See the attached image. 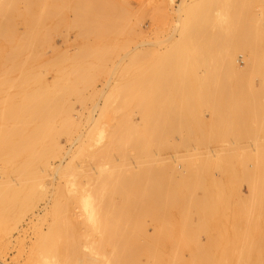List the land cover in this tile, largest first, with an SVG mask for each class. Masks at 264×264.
<instances>
[{"label":"bare ground","instance_id":"bare-ground-1","mask_svg":"<svg viewBox=\"0 0 264 264\" xmlns=\"http://www.w3.org/2000/svg\"><path fill=\"white\" fill-rule=\"evenodd\" d=\"M53 1H55L54 2V4L56 3L57 4V2H58V0H57V2H56V0H51V2H53ZM105 2L106 3V1H107V3H108V1L109 0H59V3H60V5H58V8L57 7H55V5L53 4V3H47V2H45V0H0V40L2 39L5 43L4 44H6V43H8L7 45H8V47H7V52L6 51H4L3 50V47L2 48H0V70L2 69L3 71L5 70L6 71V68H8V70H11L12 71V69H15V68H18V69H20L21 70V68H22V70L26 67V70L24 71V72H22L21 73V78L22 79H20V78H18V80L20 81H18L19 82V84L20 85H22V84H25L26 86L25 87H27V91H24V90H26L25 89V87H23L24 89H23V91H24V93L25 92H27V94L26 95H28L27 97L28 98H26V100H24V102H23V100L22 99H24L23 97H21V99H18L19 101L21 100L22 102L20 103L19 101H17V103H19V104H16V101H11L10 99H12L11 97H20V95L19 94H17L18 96H16V95H14V93H11L12 95L10 96V95H8L7 97H8V101H10L9 103H10V105L12 104V103H14L15 102V105H13L12 104V106H11V108H10V105L9 106H7V109H11V111H10V114H9V112H7L6 110H5V107H1V108H4L3 109V111L5 110V112L7 113V114H9V116H11V118H10V122H12L11 123V127H6L5 126V128H7V130L5 129V130H3L4 129V126H2L3 127V133H2V130H1V132L0 133H2V135H5L6 133H9L8 135H6V137L8 138V136L10 137H12V139H10V138H8V142L7 141H5V146H6V148L10 145V147H8V148H10V150H9V152H8V154L11 152V155L12 156H10V154H9V156H8V158L10 159V157L11 158H13L14 160L16 159V158H18V157H20V156H22L23 158H22V162L20 161V165H16L14 168H13V170H12V174L14 173L16 176H18V178H19V182H20V186L22 187V188H20V189H15V187L13 188V186H11V184L9 183V181L8 180H2V177H1V180H2V183H0L1 185H0V239L5 235V233H6V231H7V228L9 227V225H11V224H13V223H15L16 221H17V216L18 215H20L19 213L20 212H22L23 210H24V208H26V207H28L29 205H30V203L33 201V199L34 198H39L40 196H41V193H42V191H41V193L40 192H38L37 191V188H39V186L38 185H40V187H42L43 188V182L45 181V175L44 174H41L40 172L42 171H46V168H47V165L49 164V159L51 158V157H54V156H56V154L57 153H59V151H60V148H59V146H58V142H57V140H59V139H57V137L58 136H60V135H62V134H65V135H69V133H70V131H71V126H72V123L73 122H69V121H67L68 120V118H69V114H67L68 113V108H69V110L71 109L70 108V106H68V104L66 105V106H64V102L61 104V105H59L58 104V102H57V96H56V93L58 92H60L59 91V89L60 90H64V91H66L65 90V88L67 89V86L65 87L63 84H65V83H62L61 82V84H62V86H61V88L59 87V88H57L58 89V91H56V88H54L53 86L55 85V84H57L58 82H57V79H58V81H60V75L58 76V74H57V76H58V78L57 79H55L56 80V83H55V80L53 81V83H55V84H53V89H55V91L54 90H48V88L47 87H45L44 85H42L41 83L43 82L42 80L44 79H42V75H40L39 73H34L33 72V69L31 68V66L29 65V63H31V61H33L31 58V51H32V49L34 48V47H36V49L38 48L37 46L38 45H40V43L42 44L43 43V41H42V38L41 37H45V38H47L48 37V35H50V31L48 32L47 30L48 29H50V28H47V22H46V20L48 21V19H49V21H52L55 17H53V14L56 16L58 13V15H62L63 16V7L64 8H66V6H68L69 7V9L71 10V11H73L75 14L73 15V14H71V15H73L72 17H74L75 15V17H74V20L73 21H70L69 22V24H68V21L66 22V20L65 21H63V23L65 24V22H66V24L64 25L63 24V26H66L67 24L68 25H70L71 24V22L72 23H74L73 24V26H77L76 28H78V26H81L82 28V30L80 31L81 33H83V34H85V33H87L88 32V30L91 28V32L89 33L88 32V34L90 35H92V33L94 34V36H95V39L96 40H98V43H92V45L91 44H89L90 45V47L88 46V44L87 45H84L83 44V46H84V49H83V47H82V50H80L79 51V53H78V55H77V57H74V56H76V55H70V56H72V57H74V58H72V57H70V56H68V57H66L65 55L66 54H64V56H61V54L60 53H64V52H59V57L57 56L58 54H56L55 55V58H56V56L58 57V58H60V60H58V61H60L61 62V64L64 62V64L67 62V60H65V58L66 59H68L69 60V58H72V59H70V61L72 60V63H70V64H67L68 66L69 65H71L72 66V68H71V72L73 73L74 72V74H76V75H74V77H72L73 79L75 78V76L77 77V80L80 78H82L83 79V77H80V75L79 74H82V73H84L85 71H87L86 72V75H84V74H82V75H84L85 76V78H90V80H92L93 79V74L95 73L93 70L95 69L94 67H97V65L99 66V64H100V62L102 61L103 62V64H104V62H106V61H108L109 62V58L112 56V54L114 53V50L115 49H117L118 47H116L115 45H117V42H116V39H115V41H113V39L114 38H116V34H118V35H120V34H124V35H128L129 36V34H130V32H131V30H132V28L134 29V27L132 26V25H130V23L131 22H129L130 20H129V18H128V16L130 17V15H128L127 16V14H126V12H125V9H124V11L122 10V4L125 2H122V0H121V2H122V4H119L118 5V7L120 8V6H121V10L119 9V11L117 10V6H116V3H115V1H114V3H115V7L113 8V9H111L112 7H110V9L112 10V12L110 11V9H109V7H108V9H107V7H106V5L105 4H103V3H101V2ZM112 1V4L111 3H109V5H113V0H111ZM219 2H222L221 0H218ZM227 0H223V2L225 3ZM238 1V0H237ZM236 1V2H237ZM240 1V0H239ZM250 1V0H249ZM248 1V2H249ZM251 1H253V0H251ZM250 1V2H251ZM261 1V0H260ZM262 1H264V0H262ZM48 2H50V0H48ZM110 2V1H109ZM193 2V1H192ZM219 2H217L216 0H195L194 1V3L193 4H191L190 2H187V3H190V4H187L186 2H185V0L182 2V5L181 6H178L179 8L181 7L182 8V10L185 12L183 15H185V16H183V17H181L182 19L181 20H178L177 21V18L179 19V16L181 15H179L178 17H176V24H175V26H173L174 28L172 29L173 31L170 33L171 35H167V36H169V37H167V39H166V37H165V39H163V40H167V42H165V44H163L165 47L167 46L168 48H165L162 52H160L159 51V47H158V45L157 44H152V45H150V46H147V47H144V48H140V49H137V50H134V51H129L128 50V52L126 53V54H128L127 56L128 57H130L129 59H127V60H131V58L132 59H134V60H137V62H138V58H140L139 60L140 61H142L141 60V58H147V56H152V57H150L149 59H151V58H153L154 60L151 62V60H150V62L151 63H153V62H155V61H160L161 62V60L163 61L164 59L165 60H168V61H170L171 63H173V64H171L170 66V68H171V70L172 71H174V70H176L175 72H178L179 71V73H180V70H182L184 67L186 68H188V69H191V70H195V69H198V68H196V67H194L195 65L194 64H197L195 61H197V59H198V57L199 56H201V55H207L208 57L210 56V58H211V55L210 54H212L213 56L212 57H214V51L215 50H217L218 51V46L217 45H219L218 44V42L220 43V40H218L219 39V37H220V39L222 38V40L224 41H222L221 43V45H223V46H221L222 47V49H224V50H221V48L219 49V51H223L222 53L221 52H217L218 54H220L219 56L221 57V58H223V59H229L228 60V63H231V65L229 64V67H230V71L232 72V70L234 71H236V69L238 68H236V69H234V67H233V60H234V54L236 53V54H238L237 52H235L234 53V51H236L237 49H238V47H239V44L240 43H237L238 41H236V40H239V39H241V36H238V32H239V30H237L236 28H235V25H234V21H235V23L237 22L238 23V21H236V19L238 18V11H237V6H236V4H235V0H232V1H230V0H228L227 2H228V4H227V7H228V12L227 13H225L224 11H222V12H224L225 13V15L227 16V18H226V16L225 15H223L224 13H221V11L220 10H223L224 8L223 7H225V6H223L222 8L223 9H217V10H215V11H217L218 12V10H219V12H220V15L222 14L224 17H221L220 15H219V18L218 19H220L221 18V20H223L222 22H224V19H222V18H225V19H227L226 20V23L224 24V23H222V22H219V20L217 19V17L218 16H216V15H211V9L213 8V10H214V8H215V6H217L218 4L217 3H219ZM226 2V3H227ZM140 3V2H139ZM217 5H216V4ZM238 3V2H237ZM239 3H241V2H239ZM244 3H245V0H244ZM253 3V2H252ZM257 3H259L258 2V0H257ZM262 3V2H261ZM49 4H53V5H51V6H54V12H56L57 14H55L54 12H52L51 13V11H49L52 7H50V9L48 10V8L49 7H47ZM219 4H221V3H219ZM255 4H256V2H255ZM56 5V6H57ZM127 5V4H126ZM129 5V4H128ZM262 5V4H261ZM18 6V10H16V7ZM50 6V5H49ZM183 6V7H182ZM240 6V5H239ZM242 6V5H241ZM245 6V5H244ZM59 7H61V10H59L60 8ZM67 7V8H68ZM73 8V10L71 9V8ZM131 7H133V6H131ZM262 7V6H261ZM10 8V9H9ZM22 8V9H21ZM55 8H57L56 9V11H55ZM116 8V9H115ZM127 8H129V7H127ZM138 8H140L139 6H138ZM242 8V7H241ZM253 8V7H252ZM262 8H264V7H262ZM53 9V8H52ZM130 9V8H129ZM136 9V8H135ZM141 9V8H140ZM258 9H259V7H258ZM113 10H116L117 12H113ZM131 10H133V9H131ZM137 10V9H136ZM158 10V9H157ZM161 10V9H160ZM178 10V9H177ZM181 10V11H182ZM213 10H212V12H213ZM246 10V9H245ZM245 10H244V13H245ZM58 11H60V12H58ZM66 11V10H65ZM68 11V10H67ZM126 11H127V13H129V11L126 9ZM138 11V10H137ZM181 11H177V12H181ZM214 11V12H215ZM240 11V10H239ZM256 11V10H255ZM259 11V10H258ZM62 12V14H60ZM135 12V11H134ZM145 12V11H144ZM216 12V13H217ZM69 13V12H68ZM141 14H139V15H143L142 14V12H140ZM148 13V12H147ZM156 14H158L159 13V11H156L155 12ZM165 13V12H164ZM163 13V14H164ZM252 13H254V10L252 11ZM130 14V13H129ZM131 14H132V12H131ZM166 14V13H165ZM260 14H261V11L259 12V17H260ZM14 15L16 16V15H18L19 17L20 16H22V18H23V23H24V25H25V29L24 28H22V29H24L25 30V34L21 37V38H15V33H14V30L15 29H13V28H15V24H14ZM135 15V13L132 15V16H134ZM146 15V14H145ZM167 15V14H166ZM178 15V14H177ZM242 15V14H241ZM241 15H240V17H241ZM247 15V14H246ZM249 15V14H248ZM256 15H257V13H256ZM255 15V16H256ZM245 16V15H244ZM244 16H242V18L244 17ZM251 16V15H250ZM17 17V16H16ZM60 18H61V16H59ZM59 17L57 16L56 18H57V21L56 22H58V21H60V20H58L59 19ZM65 17V16H64ZM137 17H139V16H137ZM213 17H216L215 18V22H214V20H213ZM252 17V16H251ZM257 17V16H256ZM68 18V17H67ZM245 18H247V17H245ZM262 18H264V15H262L261 16V19ZM52 19V20H51ZM72 19V18H71ZM140 19V18H139ZM216 19H217V21L219 22V23H217L216 22ZM250 19V18H249ZM252 19V18H251ZM63 20V19H62ZM62 20L60 21V22H62ZM257 20V19H256ZM260 20V19H259ZM258 20V21H259ZM262 20H264V19H262ZM242 21V20H241ZM246 21V20H245ZM261 21V20H260ZM56 22H54L55 24H56ZM136 22H138V19H137V21ZM240 22V21H239ZM22 23V24H23ZM59 23V22H58ZM56 24L55 26L56 27H54V28H57V25H58V27H59V25H61V24ZM76 23V24H75ZM215 23H217L218 25L221 23V24H223V25H221V27L223 26L224 27V25H226L224 28H222V29H224V30H226V33L224 34V33H222V35L221 36H217V37H214L213 35L216 33V35H217V32H222V31H217V30H215L214 31V29H209L210 31H212L214 34L213 35H211L212 34V32L211 33H209V31L208 32H206V30H208V27H210V26H212V25H214ZM247 23V22H246ZM45 24H46V28H45ZM49 24V23H48ZM239 24V23H238ZM242 24V23H241ZM252 24V23H251ZM260 22L257 24V27H259L260 25ZM66 26V28L67 27H69V26ZM240 25V24H239ZM239 25H238V27H239ZM250 25V24H249ZM259 25V26H258ZM52 26V25H51ZM135 26V25H134ZM241 26V25H240ZM253 26V25H252ZM261 26H264V25H261ZM260 26V27H261ZM70 27H71V25H70ZM86 27H88V30H86L87 28ZM250 27V26H249ZM254 27V26H253ZM53 28V27H52ZM62 28H65V27H62ZM61 28V29H62ZM84 28V29H83ZM193 28H196L194 31H196V32H194V31H192V32H194V33H192L191 34V32H190V30H192ZM207 28V29H206ZM252 28V27H251ZM255 28V27H254ZM261 28H264V27H261ZM47 29V30H46ZM70 29V28H69ZM243 29H245V27L243 28ZM249 29V28H248ZM255 29H257V28H255ZM44 30V32L46 33V31H47V33H46V35L44 34H42V33H44V32H42ZM52 30V29H51ZM55 30V29H54ZM78 30V29H77ZM83 30L85 31V32H83ZM198 30V31H197ZM236 30H237V33H236ZM247 30V29H246ZM56 31V30H55ZM66 31H67V29H66ZM66 31H64V33L66 32ZM78 31V32H79ZM217 31V32H216ZM249 31V30H248ZM250 31H251V29H250ZM253 31V30H252ZM16 32V31H15ZM52 32V31H51ZM63 32V31H62ZM242 32L243 31H241V34H242ZM254 32V37H253V41L257 44L256 46L258 47V44H260V43H264V29H258V30H254L253 31ZM252 32V33H253ZM56 33V32H55ZM61 33V32H60ZM175 33V34H174ZM246 33V32H245ZM16 34H17V32H16ZM52 34V33H51ZM53 34H54V32H53ZM59 34V33H58ZM67 34V33H66ZM76 34V33H75ZM80 34V33H79ZM83 34H80V35H82L83 36ZM133 34H136L135 32L133 33ZM221 33H219V35H220ZM224 34V35H223ZM236 34H237V36H238V38L239 39H237V37H236ZM21 35V34H20ZM63 35V34H62ZM87 35V34H86ZM111 35H114V38L112 39V41L114 42V43H116L115 45L114 44H112V45H106V44H108L109 43V40L112 38L111 37ZM117 35V36H118ZM215 35V36H216ZM18 36V35H17ZM50 36H52V35H50ZM50 36H49V39H50ZM94 36H92V38L94 37ZM134 36V35H133ZM133 36H131L130 35V37H131V39H132V37ZM253 36V35H252ZM85 37H87V39H88V36H85ZM111 37V38H110ZM120 37V36H119ZM126 38H127V36H125ZM129 37V38H130ZM245 37H246V34H245ZM249 37V36H248ZM67 38V37H66ZM108 38H109V40H108ZM124 38V37H123ZM128 38V40H131V39H129ZM164 38V37H163ZM215 38H218V39H216L217 40V43H216V40H215ZM250 38V37H249ZM120 39V38H119ZM206 39V40H205ZM42 42H41V41ZM47 40V39H46ZM82 40V39H81ZM104 41V40H108V43L107 42H103V43H101V41ZM127 39L126 40H124V43H120V46H121V44L124 46V44H125V46L124 47H126V42L128 41ZM162 40V41H163ZM195 40V41H194ZM242 40H245V38L244 39H242ZM249 40V39H248ZM248 40H246L247 42H248ZM2 41V42H3ZM40 41V42H39ZM48 41V40H47ZM88 41H90L89 39H88ZM86 42V43H89V42ZM132 41H133V39H132ZM132 41H131V43H132ZM160 41V40H159ZM252 41V42H253ZM46 42V41H45ZM111 42V41H110ZM112 42V43H113ZM48 42H46V44H47ZM82 43V42H81ZM85 43V44H86ZM128 43V42H127ZM156 43H158V41L156 42ZM251 43V42H250ZM0 44H2V43H0ZM38 44V45H37ZM45 44V45H46ZM110 44V43H109ZM242 44V43H241ZM248 44V43H247ZM3 45V44H2ZM6 45V46H7ZM37 45V46H36ZM43 45H44V43H43ZM43 45H40V47L42 48V46ZM82 45V44H81ZM114 45V46H113ZM243 46H244V44H242ZM253 45H255V44H253ZM109 46V48L106 50V48ZM163 46V47H164ZM220 46V45H219ZM243 46H241V48L243 47ZM247 46V45H246ZM261 46H264V45H261ZM111 47H114L113 48V50H112V48ZM116 47V48H115ZM129 47V46H128ZM254 47V46H253ZM260 47V46H259ZM110 48H111V50L113 51L112 52V54H110V53H107L108 55H110V57H108V59L105 57V55H106V52L109 50L110 51ZM122 48V47H121ZM130 48V47H129ZM250 48H252L251 47V45H250ZM249 48V49H250ZM28 49V53H27V50ZM31 49V50H30ZM36 49L34 48L33 50L34 51H36ZM125 49V48H124ZM124 49L122 50V49H120L119 48V50H122L123 52H124ZM248 49V48H247ZM26 51V53L29 55V56H27V54H25V57L27 56V58H24V61H20V60H22L23 58H22V51ZM73 50V49H72ZM118 50V49H117ZM117 50H116V54L118 53L117 52ZM243 50H244V48H243ZM255 50V49H254ZM257 50V49H256ZM259 50H264V47H261V49L259 48ZM258 50V51H259ZM2 51H4V52H6V53H4V52H2ZM238 51V50H237ZM250 51V50H249ZM37 52V51H36ZM35 52V53H36ZM203 52L205 53V54H203ZM246 52V51H245ZM251 52H252V50H251ZM25 53V52H24ZM38 53V52H37ZM40 53V52H39ZM58 53V52H57ZM120 53V52H119ZM216 53V51H215V55L217 54ZM262 53H264V51H262ZM20 54H21V56H20ZM242 54V53H241ZM246 54H248L247 52H246ZM254 54L256 55V53H255V51H254ZM24 55V54H23ZM39 55V54H38ZM113 55H115V54H113ZM118 55V54H117ZM117 55H115V57L117 56ZM243 55V54H242ZM250 55V53L247 55V56H249ZM255 55H253V53H252V56L254 57ZM18 56H20V60L18 61H16V57H18ZM32 56H33V59H34V57H35V59L36 58H38V57H36L35 55H33L32 54ZM120 56V55H119ZM251 56V57H252ZM257 56V55H256ZM89 57V59H87ZM105 57V58H104ZM113 57V56H112ZM124 57H125V55H124ZM127 57V58H128ZM197 57V59L195 60V58ZM219 57V58H220ZM54 58V59H55ZM193 58H194V60H193ZM201 58V57H200ZM205 58V57H204ZM203 57L201 58V61H202V59H204ZM207 58V57H206ZM204 59L203 61L204 62H207L208 63V60H209V58H207V59ZM220 58V59H221ZM17 59H19V58H17ZM41 59V58H40ZM104 59H105V61H104ZM111 59V58H110ZM192 59V60H191ZM217 59V58H216ZM220 59H218V60H220ZM246 59H248V58H246ZM2 60H4V61H2ZM5 60H7V67L4 65L5 64ZM51 60V59H50ZM57 60L55 59V61L53 60V62H54V66H55V63L57 62ZM64 60V61H63ZM120 60H121V58H120ZM119 60V61H120ZM146 61L148 60V59H145ZM189 60V61H188ZM207 60V61H206ZM213 60V59H212ZM214 60H215V58H214ZM241 60V59H240ZM66 61V62H65ZM89 61V62H88ZM132 61V60H131ZM139 61V62H140ZM146 61L144 62L145 64H143V65H146L145 66V68L146 69H148V67H150L151 65H153V64H151V63H146ZM149 61V60H148ZM186 61H188L189 63H187ZM198 63H200L201 64V61H200V59H198ZM202 61V62H203ZM227 61V60H226ZM259 61H261V60H259ZM49 61H47L46 62V64L48 63ZM51 62V61H50ZM49 62V63H50ZM53 62H51V63H53ZM101 62V63H102ZM113 62V61H112ZM118 62V61H117ZM192 62H194V63H192ZM203 62V63H204ZM220 62H221V60H220ZM225 62V61H224ZM235 62V61H234ZM246 61L244 60V63H245ZM4 63V64H3ZM22 63H24V64H27L28 63V68H27V65L25 66L24 64H22ZM93 64V65H95L94 67H93V65L91 66V64ZM119 63V62H118ZM126 63V62H125ZM142 63H143V61L141 62V64L140 65H142ZM159 62H157L156 64L157 65H155V68H159L158 66H160L159 64H158ZM185 63H187L185 66L183 65V64H185ZM190 63H191V65H190ZM210 63H212L210 60H209V64ZM255 63V62H254ZM260 63V62H259ZM2 64L6 67H4V66H2ZM44 64H45V62H44ZM64 64H62L61 66H60V63H56V65H57V67H59V71H58V69L56 70V68H55V72L57 73H62V71H64L65 69L64 68H66L65 67V65ZM111 64V63H110ZM128 64V63H127ZM138 64L139 63H137V66H138ZM190 65V66H192V67H188L187 65ZM205 65H206V63H204ZM221 64H223V63H221ZM247 64V62L245 63V65ZM256 64V63H255ZM258 64V63H257ZM256 64V65H257ZM260 64H262V63H260ZM21 65H24V68H23V66H20ZM38 65H40V64H37L36 66H37V68H39L38 67ZM53 65H51V67H53L54 68V66ZM59 65V66H58ZM64 65V66H63ZM122 65V64H121ZM125 65V64H124ZM123 65V66H124ZM148 65V66H147ZM150 65V66H149ZM181 65H183V67L181 66ZM203 65V64H202ZM215 65V64H214ZM249 65V64H248ZM252 64H250V66H251ZM1 66L2 67H4V68H1ZM35 66V65H34ZM43 66V65H42ZM46 67H47V65H45ZM113 66H115V65H113ZM174 66V67H173ZM197 66V65H196ZM200 65H198L197 67H199ZM208 66V65H207ZM255 66V65H254ZM33 67V66H32ZM60 67H62V68H60ZM92 67H93V70H92V72H93V74L92 73H88V70H90V69H92ZM124 67H126V66H124ZM140 67V66H139ZM165 67H167L168 68V66H165ZM195 69H194V68ZM209 67H210V65H209ZM219 65H218V69H219ZM232 67V68H231ZM32 69V71H31V69ZM48 68V67H47ZM69 68V69H70ZM103 67H98V69H102ZM109 68V67H108ZM111 68H115V67H111ZM142 68H143V66L141 67V68H139V70L140 71H142L143 73H140V74H138V75H140V78H141V80L142 81H139L140 83V85H138V86H136V84H134L135 86H133V85H130V86H133V88L131 89V91H133V90H138L139 89V87H141V86H143V87H146V86H144V85H147L146 83L145 84H141V83H143L144 82V80L143 79H146L147 77H149V76H151L149 79L150 80H152V79H154V78H156V81H150L149 82V84L151 83V82H153L152 83V85H149V87H148V85H147V87H148V89H146V91L144 90V92H146L147 93V91H149V88H153L154 89V86L156 85V83H157V81L159 80V84H160V82H162V81H160V80H162V76H161V74L159 73V72H161L160 71V69H159V72H157V73H155V71L154 72H151L153 69L155 70V68L154 67H151V69L149 68V70H151L149 73H152V74H154V77L152 76V74H149V75H147L148 74V71L146 70V69H144L145 71H143L142 70ZM216 68V67H215ZM262 68V67H261ZM17 69V70H18ZM41 69V67L39 68V70ZM110 69V68H109ZM124 69V68H123ZM203 69V68H202ZM208 69V68H207ZM211 69H212V67H211ZM229 69V68H228ZM257 69V68H256ZM7 70V73L8 72H10V71H8ZM38 70V71H39ZM49 70V69H48ZM82 70L84 71V72H82ZM139 70L136 68V71H137V73H139ZM163 70V69H162ZM185 70H186V72H185ZM216 70V69H215ZM222 70V68L220 69V71ZM237 70H239V68L237 69ZM247 70H249V69H247ZM253 70H255V68L253 69ZM258 70V69H257ZM37 71V72H38ZM44 71H45V69H44ZM54 71V70H53ZM112 71V70H111ZM118 71V70H117ZM171 71V72H172ZM197 71V70H196ZM219 71V72H220ZM225 72H226V70H224ZM239 71H243V70H239ZM250 71V70H249ZM252 71V70H251ZM13 72V71H12ZM15 72V71H14ZM13 72V73H14ZM36 72V71H35ZM40 72H42V71H40ZM67 72V73H66ZM66 72H63V73H66L67 75L69 74V75H71L70 73H69V71L67 70ZM76 72V73H75ZM80 72V73H79ZM82 72V73H81ZM101 72V71H100ZM106 72H108L107 70H106ZM114 72V71H113ZM126 72H128V71H126ZM145 72H147V74L145 73ZM181 72H183V73H181V74H184V73H186V74H189L188 73V70L187 69H184L183 71H181ZM194 72V71H193ZM201 72V71H200ZM199 72V73H200ZM207 72V71H206ZM215 72V71H214ZM247 72V71H246ZM252 72H256V70L255 71H252ZM11 73V72H10ZM10 73H8V74H10ZM45 73V72H44ZM61 74V76L64 78L65 76H63V75H65V74ZM92 77H90L88 74ZM120 73V72H119ZM125 73V72H124ZM198 73V74H199ZM204 73V72H203ZM203 73L201 74V76L203 75ZM208 73V72H207ZM210 73H213V72H210ZM216 73V72H215ZM223 73V72H222ZM234 73V72H233ZM238 73V72H237ZM243 73V72H242ZM0 74H1V72H0ZM19 74V73H18ZM111 74H112V72H111ZM126 74V73H125ZM143 74H146V75H143ZM186 74H184V75H180V74H178V73H171V76H179L180 75V77L181 76H183V77H181V79L182 78H185L187 81L186 82H184L185 80H183V82H182V80L180 79V81L178 80V76H177V82H176V80H175V83H173V81L174 80H171V79H173V78H176V77H171V81H172V87L173 88H171L172 90L171 91H174V92H178L177 93V95H181V96H177V98H178V100H177V102L179 101H181L182 102V104H184V105H180V106H182V108L179 106V104L181 103H179V104H177V102L175 101L176 99H175V97H174V99H173V96H174V94H171L172 92L171 91H169L168 89L170 88V81H168L169 79H165L166 81H168L167 83H168V85L169 86H158L159 84H157L155 87H159V89L161 88L162 89V93H161V95L163 96V94H164V96L166 95L167 96V94H165V92L167 91V93H170L169 95H171V96H165L166 98H167V100H169L168 102L166 101H164L165 103H169L170 102V97H171V99H173L172 101H174V102H176V103H174V102H170L171 103V106L173 105V104H176L175 106H176V108H177V110H176V112L177 111H180L179 109H178V107L177 106H179V108L180 109H185V108H187V109H193L194 110V108H196V107H192V103H191V101L189 102V101H187V100H185V98L184 97H182L183 95L182 94H180L179 92H181V93H183V92H185V93H188V94H186L187 96L188 95H190V96H188L189 97V100L190 99H193L192 98V93H193V90H192V93H189V90H190V88H189V90H186V89H188L186 86H187V84L186 83H189V79H188V77H186V76H188V75H186ZM199 74V75H200ZM217 74H218V71H217ZM213 75V74H210V75H213V77L214 78H216L217 76H219V79H220V74H218V75ZM230 74V73H229ZM234 74H236V73H234ZM238 74H240V73H238ZM244 74V73H243ZM251 74V73H250ZM249 74V75H250ZM253 74V73H252ZM260 74H261V72H260ZM66 75V76H67ZM78 75H79V78H78ZM81 75V76H82ZM93 75V76H92ZM196 75V74H195ZM194 75V77H196ZM204 75H206V74H204ZM228 75V74H227ZM230 75H232V74H230ZM248 75V76H249ZM255 75V74H254ZM262 75H264V74H262ZM4 74L2 73V75L0 76V77H2V79H4ZM12 76V75H11ZM87 76V77H86ZM109 76H110V74H109ZM113 76V75H112ZM145 77V78H143L142 79V77ZM158 76H160L159 77V79H157V77ZM208 76V75H207ZM222 76H224L223 74H222ZM222 76H221V79H222ZM237 76V75H236ZM239 76V75H238ZM241 76V75H240ZM247 76V77H248ZM257 76V75H256ZM61 77V78H62ZM69 76H67L66 78H68ZM204 77V76H203ZM203 77L201 78V81L203 80V82L205 81V79H206V77H205V79H203ZM225 77V76H224ZM223 77V78H224ZM244 77H245V75H244ZM250 77V76H249ZM255 77V76H254ZM262 78H264V76H261ZM8 78H12V77H8ZM7 77H6V80L4 81V80H2L1 78H0V86L1 85H4L3 83L5 82H7V81H9L10 83H11V85H13V83L10 81V79H8ZM108 78V77H107ZM125 78V77H124ZM124 78H123V80H124ZM161 78V79H160ZM169 78V77H168ZM210 78V76L208 77V79ZM214 78H213V81H215L216 83H217V81H218V77L214 80ZM228 78V77H227ZM230 78V77H229ZM238 78H240V81H241V77H238ZM253 78V77H252ZM70 78H68V81H70V85L72 86V89L75 87L76 88V85H78V84H80L81 83V85L83 84V82H79V83H76V81H74L75 83H73V84H71V82H73V80L71 81V80H69ZM76 79V78H75ZM129 79V78H128ZM133 79V78H132ZM199 80V78H198V76H197V78H195V80ZM221 79H220V81H221ZM11 80H13V78L11 79ZM83 80H85V79H83ZM140 80V79H139ZM222 80H224V79H222ZM228 80H230V79H227V81ZM233 80H235V79H233ZM242 80H244V79H242ZM245 80H246V78H245ZM61 81H64V80H61ZM80 81V80H79ZM82 81V80H81ZM87 81V83H88V80H86ZM93 81V80H92ZM125 81V80H124ZM128 81V80H127ZM145 81H148L147 79L145 80ZM220 81H218V83L220 82ZM225 81V80H224ZM237 81V80H236ZM8 82V83H9ZM91 82V81H90ZM88 83L86 86L88 87L91 83ZM95 82V81H94ZM129 82V81H128ZM127 82V83H128ZM131 82V81H130ZM129 82V83H130ZM134 82V81H133ZM179 82L181 83V84H179ZM203 82H201L200 83V80H199V84L198 85H202V83ZM205 82H208V83H210L207 79H206V81ZM215 82H214V85H215ZM244 82V81H243ZM247 82V81H246ZM132 83V82H131ZM183 83H185V84H183ZM217 83V84H218ZM224 83H226L225 84V86L226 85H228V84H230V83H228V82H224ZM241 83V82H240ZM248 83H250V81L248 82ZM248 83H247V85H248ZM253 83V82H252ZM261 83V82H260ZM14 84H16V82L14 83ZM32 84V86H30ZM38 84H40V85H42V86H44L45 88H42V86L41 87H38L39 85ZM75 84V85H74ZM117 84H119V83H117ZM123 84H125V83H123ZM122 84V85H123ZM175 86H174V85ZM185 85V86H183V85ZM205 84V83H204ZM204 84L202 85V87H204ZM212 84V85H211ZM211 84H205V86L207 85H210V87H211V89H213L214 88V86H213V82H211ZM223 83L221 82V84L219 83V85H220V89L222 88L221 87V85H222ZM237 86V88L236 87H232V86H230L231 88H233L232 90H236V93L238 92V91H240V90H238L239 89V86L241 85V84H239L238 85V83H235ZM235 84H233V85H235ZM242 84H244V83H242ZM19 85V86H20ZM38 85V86H37ZM84 84H83V86H85ZM121 85V86H122ZM126 85V84H125ZM122 86V87H126V86ZM160 85H162V84H160ZM177 85V86H176ZM189 85V84H188ZM197 85V86H198ZM219 85H217L218 87H219ZM231 85V84H230ZM251 85V84H250ZM8 86V85H7ZM70 86V87H71ZM116 86V85H115ZM119 86V85H118ZM120 86V87H121ZM130 86L129 87H127V88H129L130 89ZM153 86V87H152ZM183 86V88L181 89L180 87H182ZM194 86V85H193ZM199 86V87H200ZM213 86V87H212ZM224 86V84H223V87H225ZM242 86V85H241ZM246 86V85H245ZM259 86V85H258ZM18 87V86H17ZM21 87V86H20ZM65 87V88H64ZM119 87V88H120ZM121 87V88H122ZM134 87H137V89H135ZM143 87H141L142 89H139V91L141 92V90H142V93H144L143 92ZM167 88L166 90H163V89H165V88ZM186 87V88H185ZM198 87V89H200V90H202L203 88L202 87H200L199 88ZM209 87V86H208ZM209 87V88H210ZM218 87L217 88H215V89H213V91L215 92V90L216 89H218ZM229 87V89L231 90V88ZM42 88V89H41ZM51 87H49V89H50ZM73 89V91H72V93L74 92V91H76V89ZM81 88V87H80ZM123 88V91L125 90L126 92L129 90H126V89H124ZM176 90H175V89ZM180 88V89H179ZM228 88V86L227 87H225V88H222V92H223V89H226V90H229V89H227ZM236 88V89H235ZM257 88V87H256ZM259 88V87H258ZM261 88V87H260ZM0 89H2V87L0 88ZM19 89V91H22V90H20V89H22V88H18ZM52 89V88H51ZM85 89H86V87H85ZM153 89H151V90H153ZM177 89H179V91H177ZM197 89V90H198ZM205 89V88H204ZM203 89V90H204ZM211 89L208 91V89H205V93H206V96L209 94H207V91L208 92H210L211 91ZM241 90H242V87L240 88ZM243 89H245V88H243ZM2 90H4V89H2ZM120 91H121V95H123L122 93V89H119ZM150 90V91H151ZM182 90H185V91H183L182 92ZM207 90V91H206ZM248 90V89H247ZM250 90V89H249ZM1 91V90H0ZM78 92H74L75 93V96H76V93H78L77 94V97L81 94V93H79V92H81V91H79V90H77ZM95 91V90H94ZM120 91H118V92H120ZM124 91V92H125ZM163 91H165V92H163ZM187 91V92H186ZM191 91V90H190ZM213 91H211V92H213ZM258 91L259 92H261L259 89H258ZM4 93L6 92L5 90L3 91ZM54 92V93H53ZM83 92V91H82ZM125 92V93H126ZM136 92V91H135ZM152 92V91H151ZM151 92H149V93H151ZM200 94H201V92L200 91H198ZM211 92H210V94H211ZM224 92H226L225 90H224ZM233 92V91H232ZM231 91L229 92L228 91V93H232ZM241 93H243L242 91H240ZM245 93L247 92V91H244ZM254 92V91H253ZM253 92H251L252 94H253ZM262 92H264V91H262ZM261 92V93H262ZM63 93V96L61 95V97H60V100H61V98H62V101H64V92L63 91H61V93L60 94H62ZM67 93V96H69V95H71L72 93H69V92H66ZM73 93V94H74ZM85 93V92H84ZM91 93V92H90ZM114 93H115V91H114ZM128 93H130V91H128ZM132 93V92H131ZM131 93H130V97H128V98H126V99H128V101L125 99V97H127V96H129V94L128 95H125V97L124 98H121V95L119 96V94H118V96L120 97V101H121V99H122V102H125V101H127L128 103H130V101L132 100H130L129 98H133L132 96L134 95L135 96V93L134 94H132V96H131ZM142 93H140V94H142ZM175 93V94H176ZM195 93V92H194ZM194 93H193V95H194ZM203 93H204V91H203ZM204 93V94H205ZM215 93H221L220 92V90H219V92H215ZM227 92H226V94H228ZM244 93V95H246ZM247 93H250V92H247ZM250 93V94H251ZM260 93V94H261ZM1 94V93H0ZM3 94V93H2ZM60 94H59V96H60ZM69 94V95H68ZM72 94V95H73ZM94 94V93H93ZM92 94V95H93ZM139 94V93H138ZM209 94V95H210ZM229 94V95H230ZM238 94V93H237ZM7 95V94H6ZM66 95V94H65ZM95 95H96V93H95ZM94 95V96H95ZM111 95H113L112 93H111ZM148 95V96H147ZM147 95H143L144 97H142L144 100L146 99V100H151V102H152V104H155L154 106H153V109H155V110H153L152 109V107H148L147 106V102H141V106H143L142 108L143 109H145V110H142V109H138V111H136L137 110V108H140V107H137L136 109L133 107V109H135V110H131V112L132 111H134V112H137V113H134V114H136V116H137V114H138V116H139V114H140V112L141 111H144V112H141V113H148L147 114V116H145L146 114H142L143 116H139V118H140V121L141 122H137V123H143V125H145L146 124V122H148L147 124H148V126H140V128L142 127V130H143V128L144 129H148V127H150L148 130H149V132H147L146 130H143L141 133H139V132H136V131H134L135 129H136V127H137V124H136V126L134 125V122L133 121H131V119H130V117H131V115H132V113H130L131 115L129 116V118L127 119L126 118V112L125 111H127V113H128V110L130 111V109H126L125 110V108L124 107H119L120 108V111L122 110V108H124L122 111H123V116L125 117V121L127 122L129 119H130V122H127V123H133V125L135 126V129L133 128V130H131V131H124V134H125V132H130L129 133V135H133V139H137L136 137H138V136H140L139 134H142L140 137H142L144 134H145V132H146V134H147V136H149V137H147L148 139H146L145 137H146V134H145V137L143 136L142 138H140V137H138V142H136L135 141V143L134 142H132L133 144L131 145V146H135V145H137V148H138V150L136 149V151L137 152H139V153H137V154H135V156H137L138 154V156H140V160H139V158H137L138 160H135V161H137V164H136V166H137V168H135V170H132V169H134V167H136V166H134V167H132L131 166V168H130V165L131 164H129V163H127V164H129V166L128 167H126L127 166V164H126V166L123 164L124 162V158H123V161H122V163H121V165L119 166V163H118V166H117V164H116V166L115 165H111V164H109V165H111V167H106V168H102V169H100L99 171H98V177H99V186L97 187V185H98V183H97V185H96V187L97 188H95V189H92L93 190V192L92 193H89V192H86L85 194H84V191L82 190L81 192L78 190V188H77V186L79 185V184H81V183H79V184H77L76 182H75V178L78 176L77 175V173H76V171L74 172V169L75 168H73V167H70V169H68V172L66 173L67 175H68V173H69V176H70V173H71V177H72V179H68L69 180V191L71 190L72 191V195L70 194H66V192L65 191H63V189H62V187L65 185H63L62 187H61V185L60 184H57L56 186H55V189H54V199H53V201H52V209H51V215H52V224L50 225V227H49V229H48V235H47V237H45V236H40V240H38V244H37V247L40 249V253H42L41 255H42V257L43 258H45L46 260H47V262H48V264H62V263H65L64 261H65V259L70 255V256H74L75 257V254L76 255H78L77 254V252H78V250L79 249H77V248H75V247H78V243H77V240L75 239V238H78V237H81V236H83V237H85L81 232V229H82V225H81V223L83 222L82 220H80L79 219V214H78V210H77V212L75 211V208L78 206V205H80V207L78 208L79 210H80V212L82 213H85L84 214V216H85V218H84V222L85 221H87L88 223H90L91 225H92V227H94V228H96L97 229V231H99V233H100V235H99V237L98 238H96V239H94L93 241H92V243H90V245H91V247H90V249L92 250V248L96 251V253H97V261H98V258H99V261H103V262H106V264H256V262L258 261V260H256L257 258H255L254 257V247H255V244H256V241L257 240H260V242H261V240L262 241H264V234H262L260 237L259 236H254V232H252V234H248L247 235V233L249 232V230L247 231V230H245L244 228H246V229H249V228H247V227H244L242 224L243 223H245L244 225L245 226H247V224L248 223H250L253 219H254V215L252 216V215H250V216H252V217H250V219L249 218H247L246 219V221H248V223H246V221H241V222H243L242 224H240L241 226H243V227H241V229H238V227H240V225L239 226H237V227H234V225L235 224H233V227H232V229L231 228H229V227H231L232 225H231V221H233V220H230V225L229 224H226L227 223V219H228V221H229V219L232 217L231 215H233V216H235V215H238L239 213H237L238 211L239 212H241L240 210H235V208H234V206H238V203L240 204H242L241 205V207L244 205V203L246 202H248V201H250V203L251 202H253L254 203V205H253V203H251V205H248V207L250 208V209H252L251 207L252 206H254V208L256 207V206H258V204L256 205L255 203H259L260 202V204H262L261 203V201H262V198H264V186H262V185H264V184H262V182H261V184L259 183L260 181H262L261 180V174H264V171H262V173L261 174H259L260 172H261V170L259 171V173L257 172L256 173V178L258 177V179H260L259 180V184L255 181V176L253 175V177L255 178V179H253V181H255V182H253V184H252V178H250L249 179V181H251V185H249L248 184V182L246 183V181H244V183H245V186L247 185L248 187V192H250V196L248 195V194H246V196H248V197H245L243 200L241 199V197H240V195H239V191L237 190V185H235V186H232V184H234V183H232L231 181H232V179L234 178L235 179V177H237V178H239L238 179V181L240 180V177L243 175V176H245V178L247 177V174H248V169H249V167H245V170L243 171V170H241V167L239 168V170H241L242 171V173H241V171L239 172L238 171V176H240V177H238L237 175H236V171L234 170V172H235V175L234 174H232V172H233V168L231 169V166H229L230 167V171L232 170V172H230L231 174H229V175H232V179H231V176H229L228 178H229V180H231V181H229L227 178H226V180H228L229 182H228V184H226L227 183V181H225V179H222V178H220V177H211L210 176V173H212L211 171H212V169H211V171H210V173H209V171H207V170H205V168L204 167H206V165H207V167L209 168V166L211 165V163H210V165L208 166V164L206 163V161H209L207 158L208 157H206V161L204 160L202 163H200V164H202V165H199V166H193L192 165V163H194L195 162V160H194V162H187V161H190V157H188V156H186V155H189V154H183V155H181L182 157H183V159L182 158H180V157H178L179 159H177V160H174V161H177V163H179V161L178 160H182L181 162H180V164L181 163H183L180 167H181V169L179 168H177L176 166V163H175V165L176 166H174V165H172V163L170 164V163H164L163 161V159L164 158H162V157H160L162 160H159L160 158H159V156L158 157H155L154 156V159L153 158H150L148 155H150V156H152V153L154 152H156V151H159L158 149L157 150H149V151H146V150H148L149 148L151 149V147H154V144H159L158 146L159 147H161L160 145H162V144H164V145H162V147L163 146H165V143H163V142H165V139L164 140H162V142L159 140V138H161L160 136H167L168 134L164 131V133H163V135H159V134H161L162 133V131H158V129L156 130V126H154V123H155V125H156V121H158V116H157V114L156 113H158L157 111H159L158 109H160L161 107L159 106V104H160V100L159 99H151V96H150V94H147ZM157 98H159L158 96H161V95H156V94H154ZM208 95V96H209ZM211 95H213V94H211ZM210 95V96H211ZM220 95H225V94H223V93H221V94H219V95H217V94H215V98H216V100H215V98L212 96V99H211V97H210V100H212V102H214L215 101V103H212L214 106H212L211 104H210V102H208V104H209V106H211V107H213V108H210L209 106H208V109H213V111H215L216 109L219 111L220 110V108L222 107V105L224 104V99H222V98H224V97H222V96H220ZM232 95V94H231ZM230 95V96H231ZM255 95V94H254ZM3 96V95H2ZM66 96V99L68 98ZM85 95H81V97H78V99L79 98H81V99H79L80 100V102H82L81 100L83 99V97H84ZM88 96V95H87ZM86 96V97H87ZM195 96V95H194ZM196 96H199L198 95V93H197V95ZM195 96V99H193V100H196V99H198L200 102H198L197 100V102L198 103H201L202 102V100L201 99H199L201 96H199L198 98ZM206 96L204 95H202V97H203V102L205 101V99H206ZM207 96V97H208ZM216 96H220V97H218L219 99H220V101L219 100H217V97ZM234 96H236V95H234ZM233 96V97H234ZM240 96H241V94H240ZM246 96H248V95H246ZM4 97V96H3ZM70 97V96H69ZM74 97V96H73ZM86 97H85V100H86ZM117 97V96H116ZM118 97V98H119ZM137 97H139V96H137ZM150 97V98H149ZM179 97H182V98H179ZM201 97V98H202ZM205 97V98H204ZM237 97V96H236ZM250 97V96H249ZM252 97V96H251ZM75 98V97H74ZM89 98V97H88ZM106 98V97H105ZM112 98H114L113 96H112ZM111 98V99H112ZM142 98H140V99H142ZM148 98V99H147ZM183 98H184V101H183ZM209 98V97H208ZM207 98V99H208ZM241 98V97H240ZM243 98V97H242ZM241 98V99H242ZM65 99V100H66ZM77 99V98H76ZM90 99V98H89ZM109 99V98H108ZM107 99V100H108ZM111 99H110V101H111ZM134 101L135 102H137V99L134 97ZM140 99H138V101H140ZM187 99V98H186ZM206 99V100H207ZM213 99H214V101H213ZM221 99L223 100V103H222V101H221ZM236 99V98H235ZM238 99H239V96H238ZM241 99H240V102H241ZM246 99H248V97L246 98ZM246 99H244V100H246ZM260 99H261V97H260ZM12 100H14V99H12ZM16 100V99H15ZM59 100V99H58ZM117 100V99H116ZM124 100V101H123ZM157 100H159L158 101V103L159 104H157V102H154V101H157ZM209 100V99H208ZM262 100V99H261ZM4 101H5V98H4ZM6 101H7V98H6ZM69 101V100H68ZM70 101H72V100H70ZM104 101H105V99H104ZM133 101V100H132ZM142 101V100H141ZM216 101H219V108L218 107H216L217 106V103H216ZM239 101V100H238ZM252 101H253V99H252ZM254 101H257V100H254ZM253 101V102H254ZM84 102V101H83ZM112 102V101H111ZM151 102H150V106L152 105L151 104ZM187 102H189V103H191V105L189 104V103H187ZM196 102V103H197ZM228 102V101H227ZM246 102V101H245ZM260 102V101H259ZM3 103V102H2ZM23 103H24V105H23ZM71 104V106H72V104L74 105V103H72V102H70ZM126 103V102H125ZM185 103L188 105L189 104V106H186L185 105ZM195 103V104H196ZM205 103V102H204ZM232 103V102H231ZM65 104H66V101H65ZM118 104V103H117ZM134 103H132V104H129L130 106L131 105H133ZM137 104L139 105V102H137ZM144 104V105H143ZM201 104H203V103H201ZM206 104V103H205ZM225 104H227L226 102H225ZM244 104V103H243ZM243 104H240L239 103V106L238 107H240V105H241V107H245L246 108V106H245V104H244V106H242ZM249 104H251V103H249ZM6 105V104H5ZM17 105H19L20 106V108H18V106ZM104 105V104H103ZM102 105V106H103ZM116 105V104H115ZM136 104H134V106H135ZM170 105V104H169ZM204 105V104H203ZM202 105V106H203ZM207 105V104H206ZM221 105V106H220ZM230 104H228V106H229ZM246 105H247V103H246ZM254 105V104H253ZM258 105H259V103H258ZM262 105V104H261ZM13 106H17L16 108H14ZM119 106H120V104H119ZM124 106L126 107V105L124 104ZM146 106V107H145ZM159 107V108H157V107ZM196 106L197 107H199L200 105H198V104H196ZM231 106H232V104H231ZM248 106V105H247ZM13 107V108H12ZM68 107V108H67ZM85 107V106H84ZM104 107V106H103ZM102 107V108H103ZM132 107V106H131ZM145 107V108H144ZM147 107H148V109H147ZM183 107H185V108H183ZM201 107V106H200ZM216 109H215V108ZM225 107V106H224ZM249 107H251V106H249ZM107 108H108V103H107ZM110 108V107H109ZM112 108V107H111ZM118 108V107H117ZM151 108V109H150ZM157 108V109H156ZM173 108H174V105H173ZM202 108V107H201ZM204 108H205V105H204ZM225 108H228V107H225ZM224 108V109H225ZM244 108V109H245ZM254 109H255V106L253 107ZM260 108V107H259ZM104 109V108H103ZM116 109V108H115ZM150 109V110H149ZM203 109V108H202ZM206 109H207V107H206ZM207 109V110H208ZM215 109V110H214ZM243 109V108H242ZM249 109V108H248ZM247 109V111L246 112H248V113H251L249 110ZM251 109V108H250ZM262 109V108H261ZM73 110V109H72ZM71 110V111H72ZM147 110H149V111H147ZM167 110V109H166ZM193 110H190V111H193ZM204 110V109H203ZM210 110V111H211ZM246 110V109H245ZM245 110H243V111H245ZM253 110V109H252ZM3 111L2 110H0V112L2 113V114H5V112L3 113ZM13 111V112H12ZM114 111V110H113ZM112 111V112H113ZM119 111V110H118ZM120 111H119V113H120ZM153 111H155V113L153 112ZM163 111H164V109H163ZM202 111V110H201ZM205 111V110H204ZM217 111V112H218ZM221 112H220V115H222L223 113H222V108H221V110H220ZM228 111H229V108H228ZM260 111V110H259ZM89 112V111H88ZM104 113H106V111L104 110L103 111ZM102 112V113H103ZM150 112H152V113H154V114H150ZM165 112V111H164ZM164 112H162V113H164ZM168 112H170V113H172L171 112V110H168ZM168 112H166V114H169L170 115V113H168ZM180 112H183V111H180ZM180 112H177V114L178 115H180V114H182V113H180ZM193 112H195V111H193ZM192 112V113H193ZM212 112V111H211ZM230 112V111H229ZM234 112V111H233ZM245 112V113H246ZM0 113V114H1ZM11 113H13L12 115H11ZM103 113V114H104ZM114 113H115V111H114ZM113 113V114H114ZM117 113V112H116ZM118 113V114H119ZM159 113H160V111H159ZM158 113V114H159ZM198 113V112H197ZM219 113V112H218ZM222 113V114H221ZM224 113H226V112H224ZM239 113H240V110H239ZM252 113H254L255 114V112H252ZM258 113V112H257ZM260 113V112H259ZM262 113V112H261ZM77 114V113H76ZM110 114H112V113H110ZM190 114L191 113H189V116H190ZM231 113H229V115H230ZM71 115V114H70ZM117 115V114H116ZM120 115V114H119ZM154 116L155 117V119H156V117H157V119L156 120H154V119H150V118H152L151 116ZM217 115V114H216ZM216 115H214V116H216ZM233 115V114H232ZM232 115H230V117L232 116ZM243 115V114H242ZM1 116V115H0ZM6 116V118H5V120H4V118H1V120L4 122H7L6 120H9V116L8 115H3V117H5ZM86 116V115H85ZM88 116V115H87ZM112 116V115H111ZM110 116V117H111ZM134 116V115H133ZM193 116V115H192ZM213 116V117H214ZM222 116H224L225 117V115H222ZM236 116V115H235ZM239 116V115H238ZM257 116V115H256ZM256 116H254V117H256ZM120 117H122V115L120 116ZM119 117V119H118V121H120V123H121V121H123L122 119H124V117L123 118H120ZM127 117H128V114H127ZM145 117V118H144ZM153 117V118H154ZM160 117V116H159ZM162 117H164L163 115H162ZM179 117V119H181L180 117L181 116H178ZM184 117V116H183ZM191 117V116H190ZM219 117V116H218ZM221 117V116H220ZM224 117H223V121H225L224 120ZM227 117H229L228 115L226 116V119H227ZM242 117V116H241ZM244 117V116H243ZM242 117V118H243ZM72 118V117H71ZM91 118V116L89 117V120H92V119H90ZM113 118V117H112ZM142 118H143V120H142ZM208 118H209V116H208ZM211 118V117H210ZM234 118V117H233ZM235 118H237V117H235ZM240 118V117H239ZM246 118V117H245ZM260 118H262V117H260ZM74 119V118H73ZM81 119V118H80ZM85 119V118H84ZM96 119V118H95ZM94 119V120H95ZM111 119V118H110ZM135 119V118H134ZM149 119V120H148ZM166 119V118H165ZM165 119H163V118H161V119H159V121H162V120H165ZM177 120V122H175L176 124H178V125H176V124H174V122L172 121V125H175V126H177V127H174L175 129L174 130H176V129H178V127L179 128H181L182 127V129H183V127H184V125H186L185 126V128L187 127V125L189 126V124H187V122L186 121H184V123L186 122V124H184V123H182L183 122V120H182V122H181V120ZM185 119H186V117H185ZM230 119V118H229ZM228 119V120H229ZM232 119V118H231ZM257 119V118H256ZM12 120V121H11ZM145 120V121H144ZM148 120V121H147ZM152 120H154V121H152ZM173 120V119H172ZM212 120V119H211ZM218 120H219V118H218ZM227 120V121H228ZM262 120V119H261ZM112 121V120H111ZM116 121V120H115ZM114 121V122H115ZM170 121H171V115H170ZM174 121H176V120H174ZM188 121V120H187ZM189 121H192V120H189ZM197 121V120H196ZM195 121V122H196ZM202 121V120H201ZM215 121H216V119H215ZM221 122H222V120H220ZM230 121H232V120H230ZM257 121H259V120H257ZM4 122V123H5ZM10 122H8L9 124H10ZM74 122H75V119H74ZM84 122V121H83ZM94 122V121H93ZM92 122V123H93ZM97 122V121H96ZM150 122V123H149ZM165 122V123H164ZM216 122H219V121H216ZM250 122V121H249ZM262 123H264V121H261ZM7 123V124H8ZM126 123V124H127ZM161 123V122H160ZM163 123L164 124H162V125H164V127H166V129L168 130V125L169 124H167V122L166 121H163ZM179 123H181V124H179ZM189 123V122H188ZM202 123H203V121H202ZM208 123H210V122H208ZM212 123H214V122H212ZM226 123V122H225ZM252 123H253V121H252ZM254 123H255V121H254ZM253 123V124H254ZM261 123V124H262ZM3 124V123H2ZM94 124V123H93ZM125 123H121V125L120 126H122V127H126V128H129V126L127 127V125L125 124ZM182 124H184V125H182ZM194 124V123H193ZM211 124V123H210ZM218 124V123H217ZM216 123H215V127H216V125H217ZM80 125V124H79ZM112 125V124H111ZM114 125H118L117 123L116 124H114ZM129 125V124H128ZM166 125V126H165ZM206 125V124H205ZM226 125H227V123H226ZM225 124H224V126H226ZM230 125V124H229ZM235 125V124H234ZM240 125H241V122H240ZM246 125V124H245ZM249 126H250V124H248ZM247 125V126H248ZM256 125V124H255ZM1 126V125H0ZM8 126V125H7ZM120 126H113V131L111 130V132H109V134H107L108 136H106L109 140H106V141H108L107 142V146H109L110 144L112 145V147L115 145V148L117 149V147H118V153L120 154H122V151H124V148H121L123 145H125V144H118V143H116V141H117V139H120L122 136H124V134L122 133V136H121V132L120 131H122L123 132V130H124V128H122L123 130H121V127ZM131 126V125H130ZM151 126H154V127H151ZM158 126V125H157ZM190 126H191V124H190ZM220 126V125H219ZM232 125H230V127H231ZM235 126H237V125H235ZM246 126V127H247ZM248 126V127H249ZM260 126V125H259ZM258 126V127H259ZM262 126H264V125H262ZM117 127L119 128V130L117 129ZM133 127V126H132ZM132 127H130L131 129H132ZM156 127V128H155ZM159 127V130H161V128H160V126H158ZM168 127V128H167ZM229 127V126H228ZM238 127V126H237ZM242 127V126H241ZM257 127V126H256ZM261 127V126H260ZM11 130H10V129ZM94 128V127H93ZM109 129L108 130H110V127H108ZM154 128V130L153 131H151L150 129H153ZM162 128H163V126H162ZM227 128V127H226ZM226 128L224 129V128H222V129H224L225 130V133H227V131H226ZM239 128V127H238ZM1 129V128H0ZM112 129V128H111ZM171 129V128H170ZM216 129L218 130L219 128H217L216 127ZM244 129V128H243ZM255 129V128H254ZM76 130V129H75ZM126 130V129H125ZM174 130H172V131H174ZM180 131H181V129H179ZM184 130V129H183ZM182 130V132H184ZM220 130H221V128H220ZM232 130H234V129H232ZM239 130V129H238ZM246 130V129H245ZM251 130H253V127H252V129ZM256 130V129H255ZM10 131V132H9ZM72 131H74V130H72ZM118 131H119V133H118ZM156 131V132H155ZM178 130H176V131H174V132H177ZM219 131V130H218ZM218 131H217V133H218ZM222 131V133H223V130H221ZM248 131V130H247ZM259 131V130H258ZM261 131V130H260ZM102 132V131H101ZM100 132V133H101ZM133 132H135V134L133 133ZM151 132V133H150ZM157 133L156 135H153V133ZM171 132V131H170ZM185 132H192V130L191 131H185ZM184 132V134H187V133H185ZM196 132H198V131H196ZM220 132V131H219ZM228 132H229V130H228ZM107 133H108V131H107ZM116 133H118L117 135H119L120 134V138H119V136H118V138H116L115 139V134ZM150 133V134H149ZM166 133V134H165ZM236 133H237V131H236ZM235 133V134H236ZM244 133H246V132H244ZM262 133V131L260 132V134ZM72 134V133H71ZM89 134V133H88ZM177 134V133H176ZM175 134V135H176ZM205 134H206V131H205ZM210 134H212V133H210ZM216 134V133H215ZM233 134V133H232ZM256 134H257V132H256ZM1 135V136H2ZM90 135H91V133H90ZM90 135H88L87 136V138L89 137H91ZM100 135V134H99ZM125 135H128V134H125ZM129 135H128V142H126V140H125V142L126 143H129V144H131V142H130V140L132 139V138H130L129 139ZM135 135V136H134ZM158 135V136H157ZM174 135V134H173ZM172 135V136H173ZM189 135H191V133L189 134ZM207 135V134H206ZM231 135V134H230ZM240 135V134H239ZM238 135V136H239ZM255 135V134H254ZM70 136H72V135H70ZM101 136H102V134H101ZM153 136H155V137H153ZM164 136V137H165ZM172 136L169 138L170 140H171V138H172ZM177 136V135H176ZM185 136V135H184ZM211 136V135H210ZM209 136V137H210ZM213 136V135H212ZM220 136H222V135H220ZM224 137H225V141H226V136L225 135H223ZM244 136V135H243ZM247 136V135H246ZM246 136H244V138L246 137ZM257 136V135H256ZM5 137V136H4ZM83 137V136H82ZM117 137V136H116ZM124 137H122V140L124 139ZM156 137H158L157 138V140H158V142H156L157 140H156ZM168 137V136H167ZM183 137V136H182ZM231 137V136H230ZM249 137V136H248ZM251 137V136H250ZM262 137H264V136H262ZM78 138V137H77ZM86 138V139H87ZM98 138V137H97ZM144 138V140H142ZM179 138V137H178ZM187 139H188V141H190L189 139H192V138H189V137H186ZM198 138H199V135H198ZM203 138V137H202ZM222 138V137H221ZM232 138H234L233 136H232ZM254 138V137H253ZM259 138V137H258ZM80 139L81 138H79V141H80ZM173 139H174V137H173ZM172 139V140H173ZM181 139V138H180ZM183 139H184V137H183ZM182 139V140H183ZM186 139V140H187ZM212 139V138H211ZM218 139V138H217ZM235 139V138H234ZM240 139V138H239ZM241 139H242V136H241ZM246 139V138H245ZM1 141H2V139H0ZM6 140V139H5ZM12 142H10V141ZM84 140V139H83ZM90 139H88L86 142H88ZM97 140V139H96ZM99 140V139H98ZM100 140H102V139H100ZM121 140V139H120ZM140 140V141H139ZM150 140H155V143L153 142V144H152V142L150 141ZM168 140V139H167ZM175 140V139H174ZM179 140V139H178ZM223 140V139H222ZM230 140V139H229ZM251 140V139H250ZM249 140V141H250ZM256 140H257V137H256ZM259 140H261V139H259ZM91 141V140H90ZM133 141V140H132ZM142 141H144V142H142ZM160 141V142H159ZM188 141H183V142H185V143H187ZM208 141V140H207ZM211 141V140H210ZM225 141H223V142H225ZM3 142V141H2ZM81 142V141H80ZM83 143H84V141H82ZM85 142V144H87V146H88V148L90 149V146H89V143H86ZM169 143H172V141H168ZM168 142H167V144H168ZM175 142H176V140H175ZM182 141H178V143L179 144H177V142H176V144L179 146V145H184L183 147H185L186 145H187V147L185 148V149H188V147H189V145H191V144H180ZM192 142V141H191ZM190 142V143H191ZM195 142H199V140L197 139V141H195ZM214 142V141H213ZM219 142H221V141H219ZM232 142H233V140H232ZM235 142H237V141H235ZM245 142V141H244ZM257 142V141H256ZM9 143V144H8ZM110 143V144H109ZM144 143V144H143ZM205 143V142H204ZM226 143H227V141H226ZM230 143V142H229ZM250 144L252 143V142H249ZM8 146H7V145ZM82 144V143H81ZM117 144L119 145V146H117ZM143 144V145H142ZM150 144H152L153 146H151ZM200 144L202 145L203 143H201L200 142ZM245 144V143H244ZM258 144V143H257ZM2 145H3V143H2ZM111 145H110V148L109 149H111L112 147H111ZM140 145V146H139ZM142 145V146H141ZM150 145V146H149ZM155 145V147L156 148H159L158 146H156ZM177 145H175V147L177 146ZM196 145H197V143H196ZM199 145V144H198ZM200 145V146H201ZM231 145V144H230ZM235 145V144H234ZM254 145V144H253ZM105 147H106V144L104 145ZM126 146H128L127 144L125 145V146H123V147H126ZM130 146V145H129ZM139 146V147H138ZM168 146H169V144H168ZM168 146H167V149H168ZM173 146V151H174V149H175V147H174V145H172ZM172 146H169V147H172ZM178 146H177V148H178ZM205 146H206V144H205ZM217 146V145H216ZM237 146V145H236ZM244 146V145H243ZM247 146V145H246ZM254 146H256V144L254 145ZM101 147V146H100ZM122 149V151H120L119 152V150H120V148ZM154 147V148H155ZM227 147V146H226ZM235 147V146H234ZM237 147H239V146H237ZM79 148H81V146H79ZM86 147L84 146V149H85ZM88 148H86V150L88 149ZM131 148V147H130ZM204 148V147H203ZM240 148V147H239ZM243 148V147H242ZM247 148V147H246ZM255 148V147H254ZM259 148V147H258ZM261 148H262V145H261ZM83 149V150H84ZM101 149H103V147L101 148ZM100 149V150H101ZM109 149H106L105 148V152H104V150H103V153L102 154H100V155H102V156H104V154H107L108 153V151H109V153H110V150ZM133 150H135V148L133 147L132 148ZM153 149V148H152ZM166 148H165V150H167ZM198 149V148H197ZM214 149V148H213ZM244 149V148H243ZM83 150H80V151H78V153L79 152H82ZM96 150H97V148H96ZM96 150L94 151V152H96ZM100 150H98L99 151V153H101V151ZM160 150H162V149H160ZM169 150V149H168ZM203 150V149H202ZM235 150V149H234ZM246 150V149H245ZM248 150V149H247ZM1 151H2V149H1ZM92 151V150H91ZM90 151V152H91ZM112 151H113V148H112ZM112 151H111V153H110V155H113L112 154ZM115 151V150H114ZM149 152V153H151V154H149L148 153V155H145V154H143L144 152ZM176 151V150H175ZM194 151V150H193ZM199 151H201V150H199ZM206 151V150H205ZM208 151V150H207ZM243 152H244V150H242ZM241 151V153H243ZM250 151V150H249ZM259 151V150H258ZM88 152V151H87ZM87 152L86 153H84V155L86 154L87 155ZM126 152H127V150H126ZM126 152H124L123 154H126ZM198 152V151H197ZM197 152H190V155L189 156H192L193 155V158L192 159H195V158H198L200 155H197V157H195L196 156V154H197ZM248 152V151H247ZM262 152V151H261ZM4 153H6V152H4ZM61 153V152H60ZM59 153V154H60ZM76 153H77V151H76ZM93 153V152H92ZM97 153V152H96ZM128 153V152H127ZM143 155H142V154ZM159 153V152H158ZM166 153V152H165ZM208 153V152H207ZM216 153V152H215ZM218 153V152H217ZM229 153V152H228ZM245 153H246V151H245ZM244 153V154H245ZM259 153V154H258ZM257 154H258V156L259 155H261V156H259V158H258V156H257V154H256V156H255V158H258L259 159V161H261L262 163H264V161H262V160H264V155H262V154H264V152H262V154H260V152H258ZM2 154H3V151H2ZM58 154V155H59ZM81 154V153H80ZM83 154V153H82ZM81 154V155H82ZM94 154V153H93ZM122 154V155H123ZM199 154V153H198ZM209 154V153H208ZM214 154V153H213ZM227 154V153H226ZM249 154V153H248ZM248 154H246V156L248 155ZM5 155V154H4ZM74 155V154H73ZM72 155V156H73ZM79 155V154H78ZM77 155V156H78ZM110 155H105L104 157H110ZM128 155V154H127ZM134 155V154H133ZM155 155V154H154ZM156 155H159V154H156ZM195 155V156H194ZM202 155V154H201ZM211 155V154H210ZM210 155H207V156H209V158H212ZM217 155V154H216ZM216 155H214V156H216ZM223 155V154H222ZM250 155V154H249ZM249 155H248V158H249ZM253 155V154H252ZM251 155V156H252ZM71 156V157H72ZM75 156H76V154H75ZM80 156V155H79ZM88 156H90L89 154H88ZM91 156H92V154H91ZM90 156V157H91ZM120 156V155H119ZM123 156H125V155H123ZM130 156V155H129ZM234 156V154L232 155V157ZM245 155H243V156H241L242 158H241V160H239V162L237 161V163L239 164V163H241V166L243 167V160H246V158H243ZM245 156V157H246ZM120 157H122V156H120ZM127 157V156H126ZM131 157V156H130ZM185 157H188V158H186V159H188L186 162H185ZM195 157V158H194ZM202 157H203V155H202ZM218 158H217V161H216V163L218 164L219 162H218V160L220 159L219 157L220 156H217ZM227 157H230L229 155H227ZM237 157V156H236ZM235 157V158H236ZM73 158V157H72ZM71 158V159H72ZM85 158V157H84ZM89 158V157H88ZM112 158V157H111ZM157 158H159V159H157ZM216 158V157H215ZM214 158V159H215ZM221 158H223V156H221ZM235 158H233L234 160H235V162L234 163H236V159ZM238 158V157H237ZM251 158L252 157H250L249 158V163L251 164ZM262 158V159H261ZM4 159V158H3ZM8 159V160H9ZM93 159V158H92ZM229 159V160H228ZM261 159V160H260ZM11 160V159H10ZM109 160V159H108ZM121 160H122V158H121ZM126 160V159H125ZM157 160H159V161H157ZM166 160V159H165ZM213 160V159H212ZM212 160H210V162L212 161ZM223 161H224V158L222 159ZM221 159L219 160V161H222ZM227 160H228V162H227V165H228V163H229V165L230 164H232V162L230 163L229 161L231 160V158H227ZM233 160V161H234ZM238 160V159H237ZM6 162H7V160H5ZM84 161H85V159H84ZM105 161H107L106 160V158H105ZM126 161H128V160H126ZM162 161V162H161ZM166 161H169V160H166ZM165 161V162H166ZM184 161V162H183ZM191 161H193V160H191ZM197 161H198V159H197ZM232 161V160H231ZM246 161H248V160H246ZM17 162V161H16ZM19 162V161H18ZM89 162V161H88ZM121 162V161H120ZM130 162V161H129ZM157 162H159V163H157ZM173 162V161H172ZM214 162V161H213ZM212 162V163H213ZM225 162L226 161H224V163H223V165L225 164ZM245 162V161H244ZM255 162V163H254ZM260 162V163H261ZM136 163V162H135ZM216 163L214 162V167H213V169L215 170V173H216V171H219L220 170V167L221 166H223V165H216ZM256 164L257 166L256 167H258V165L259 166H261L262 168H264V166H262V165H264V164H258V162H256L255 160L254 161H252V164ZM11 164V163H10ZM108 164V163H107ZM113 164V163H112ZM194 164H197V163H194ZM254 164L252 165V167L254 166ZM87 165V164H86ZM219 168L218 170H216V166ZM244 165H245V163H244ZM85 166V165H84ZM125 166V167H124ZM220 166V167H219ZM238 166H240V164L238 165ZM247 166V165H246ZM250 166V165H249ZM6 167H8L7 165H6ZM9 167H10V165H9ZM82 167V166H81ZM226 167V166H225ZM224 167V169H226ZM251 167V168H252ZM255 167V166H254ZM253 167V168H254ZM83 168L84 167H82V170H83ZM207 168V169H208ZM222 168V167H221ZM238 168V167H237ZM250 168V169H251ZM4 169V168H3ZM235 169H236V167H235ZM257 169V168H256ZM258 169H260V167H258ZM5 170V169H4ZM4 170H2L3 172H6V170L4 171ZM8 170H9V168H8ZM10 170H11V168H10ZM209 170V169H208ZM253 170V169H252ZM1 171V172H2ZM70 171V172H69ZM253 171H255V170H253ZM257 171V170H256ZM9 172V171H8ZM220 172V171H219ZM227 172V171H226ZM233 172V173H234ZM246 173V175H245V173ZM10 173H11V171H10ZM83 173H84V171H83ZM227 173H229V172H227ZM242 175H241V174ZM250 173H252V172H250ZM249 173V174H250ZM45 174H46V172H45ZM88 174V173H87ZM213 174V173H212ZM255 174V173H254ZM257 174H259L258 176H257ZM5 175V174H4ZM9 175V174H8ZM77 175V176H76ZM235 177H234V176ZM250 175H252V174H250ZM250 175H249V177H250ZM13 176V175H12ZM79 176H80V174H79ZM82 176V175H81ZM86 176V175H85ZM89 176V175H88ZM87 176V177H88ZM220 176V175H219ZM221 176H222V174H221ZM242 176V177H243ZM262 176H264V175H262ZM15 177V176H14ZM47 177V176H46ZM70 177V178H71ZM90 177V176H89ZM224 177H226V175H224ZM249 177H247V178H249ZM16 178V177H15ZM219 178V179H218ZM236 178V179H237ZM244 178V177H243ZM245 178L244 179H242V180H245ZM67 179V178H66ZM258 179H256V180H258ZM1 180H0V182H1ZM71 180V181H70ZM236 181V180H235ZM237 181V182H238ZM248 181V180H247ZM67 182V181H66ZM78 182V181H77ZM91 182V181H90ZM98 182V181H97ZM239 182H241V180L239 181ZM243 182V181H242ZM93 183V182H92ZM13 184V183H12ZM67 184V183H66ZM87 184H88V180H87ZM90 184V183H89ZM82 185V184H81ZM85 185V184H84ZM239 185V184H238ZM260 185H261V187H260ZM80 186V185H79ZM66 187V186H65ZM93 187V186H92ZM99 188H100V190H99ZM239 188H240V186H239ZM99 191H98V190ZM86 190V189H85ZM89 190V189H88ZM66 191H68V189L66 188ZM97 191V192H96ZM63 192L66 194V196H64V194H63ZM95 192V193H94ZM67 195H69V196H67ZM115 196H118V197H121V205H119L118 204V206H116L115 205V203H114V198H115ZM41 198V197H40ZM249 204V203H248ZM259 204V205H260ZM246 206H247V204H245ZM262 206V205H261ZM240 207V208H241ZM243 208V207H242ZM245 208V207H244ZM243 208V214L244 215H246V216H244V217H248L247 216V211H251V214L253 213V209L252 210H247V209H244ZM262 208V207H261ZM261 208H260V210H258V212H259V215L260 216H264V210H262L261 211ZM228 209H231V215L229 216L230 218H228V216L226 217V210H228ZM82 210V211H81ZM247 212V213H245V211ZM254 211L256 212V210L254 209ZM258 212H257V214H258ZM250 213V212H249ZM241 214V213H240ZM239 214V215H240ZM254 214V213H253ZM257 214H255L256 215V219H258L257 217H259V216H257ZM224 215V216H223ZM223 217V218H220V217ZM241 216H242V214H241ZM226 217V218H225ZM237 217H239V216H237ZM191 218H196L195 219V221L197 220V219H199L200 221H201V223L202 224H200L201 225V227H197V226H195V228L197 229H195V230H193L194 231V233H196L195 235L194 234H190L189 233V230H188V222L190 223V220H193V219H191ZM216 218H220V219H224L225 218V221H224V223L228 226V228L229 229H231L232 231L233 230H237L238 229V232H240V231H242V229L243 230H245V233H244V231H243V233L242 232H240V233H242L241 235L237 232V233H234L235 234V236H237L238 237V240L240 239L241 241L243 240L244 242L243 243H241V241H240V243H239V241H235V242H237V243H239V244H241V245H237L236 247H238V248H240L239 250H237V252H228L225 248H227L226 247V244H228V242H230V244H231V247L233 246L234 248H236L234 245H236L237 243H235L234 244V242H233V237L231 236L232 234L230 233V237H226L225 235H223L222 234V232L220 231L221 229L222 230H224V232L223 233H226V232H228V231H225V230H227L228 228H226V226L223 228V226H221L220 228H217V230H216V226L217 227H219L220 226V223H219V226L218 225H216L215 226V222H217L215 219ZM190 219V220H189ZM249 219V220H248ZM255 219V220H256ZM262 219V218H261ZM260 219V220H261ZM196 221L195 223H191V224H197L198 222H200V221ZM242 220V219H241ZM254 220V221H255ZM221 221V220H220ZM222 221V222H223ZM250 221V222H249ZM257 221V220H256ZM221 222V223H222ZM258 222H259V220H258ZM261 222H264V221H261ZM239 223V222H238ZM257 222H255V224H256ZM260 223V222H259ZM259 223H257V224H259ZM262 224V223H261ZM261 224H259V225H261ZM251 226H253V224H252V222H251V224H250ZM248 226H249V224H248ZM250 226V227H251ZM255 228H253L252 227V229L251 230H253V229H256V226H254ZM194 228V227H193ZM192 228V229H193ZM258 228V227H257ZM261 228V229H260ZM149 229H151V232H149ZM220 229V230H219ZM259 229L260 230H262V226L261 227H259L257 230H258V232H259ZM216 230V231H215ZM240 230V231H239ZM256 230V231H257ZM192 231V232H193ZM247 231V232H246ZM255 231V230H254ZM255 231V232H256ZM234 232V231H233ZM199 233V234H198ZM261 233H262V231H261ZM260 233V234H261ZM190 234V241H186V240H188V235ZM201 234H205V236H204V239H206L205 240V242L203 243L202 241H198L199 240V235H201ZM238 234L240 235V236H238ZM246 234V235H245ZM256 234V233H255ZM191 235L193 236L192 237V239H191ZM229 235V234H228ZM259 235V234H258ZM206 237V238H205ZM232 237V238H231ZM241 237V238H240ZM76 240V244H74V248H73V246H70L69 247V249L70 250H68V245H70V242H71V245H73L72 243ZM81 239V238H80ZM198 239V240H197ZM188 242H190V244L188 243ZM231 242H233V244L234 245H232V243ZM258 242V241H257ZM164 243H166V244H168V246H169V251L168 252H166V253H164L163 251H162V249H161V247H162V245L164 244ZM1 244V243H0ZM81 244V243H80ZM259 244V243H258ZM257 244V246L259 247V245ZM77 245V246H76ZM190 245V246H189ZM262 245H264V244H262ZM261 245V246H262ZM240 246V247H239ZM188 247H190V250L188 249L187 250V248ZM217 248L216 250L215 249H212V248ZM229 247V246H228ZM231 247H230V249H229V251L231 250ZM71 248H72V250L74 249V251H72L71 250ZM210 248L212 249V250H214V251H212V250H210ZM237 248V249H238ZM257 250H258V248L257 247H255ZM262 248H264V246H262ZM76 249H77V251H76ZM235 250V249H234ZM81 252H78L79 254H83L82 253V251L83 250H80ZM232 251H233V249H232ZM73 252H74V255H73ZM84 252V251H83ZM257 251H255V253H256ZM259 252V251H258ZM86 253V252H85ZM235 253H237V255L235 254ZM87 254V253H86ZM236 255V257H235V255ZM258 255V254H257ZM69 256V257H70ZM83 256V255H82ZM85 257L87 256V255H84ZM83 256V257H84ZM88 256H90L89 255V253H88ZM262 256H264V255H262ZM68 257V258H69ZM73 257V258H74ZM77 257V256H76ZM82 257V258H83ZM91 257V256H90ZM89 257V258H90ZM95 257L93 258V255H92V259L94 260L95 259ZM233 257H235V259L233 258ZM66 259L67 261H66V264L68 263V262H70V263H68V264H71V262H73L74 260H75V258L73 259H71V257L69 258V259ZM76 259H79V255H78V257L76 258ZM84 259V258H83ZM88 259V258H87ZM260 259V258H259ZM68 260H70V261H68ZM71 260H73V261H71ZM81 260V258L79 259V261ZM91 260V259H90ZM95 261V260H94ZM93 261V262H94ZM81 262V261H80ZM92 262V263H93ZM95 263V262H94ZM4 264V263H3ZM78 264H81V263H78ZM83 264H86V263H83ZM262 264V263H261Z\"/></svg>","mask_w":264,"mask_h":264},{"label":"rangeland","instance_id":"rangeland-1","mask_svg":"<svg viewBox=\"0 0 264 264\" xmlns=\"http://www.w3.org/2000/svg\"><path fill=\"white\" fill-rule=\"evenodd\" d=\"M110 1V2H109ZM108 1V3H107V1H106V3L105 2H101V3H103V4H105L106 5V7H107V9H108V7H109V9H110V7H112L111 9H113L114 7H115V3H116V8H117V10L119 11V9L121 8V6H120V8L118 7V5L119 4H122V2H124L123 4H122V10L124 11V9L126 8L128 11H129V13H127V11H126V9H125V12H126V14H127V16L128 15H130V17L128 16V18H129V22H131L130 23V25H132L133 27H134V29L132 28V30H131V32H130V34H129V36L128 35H122V34H120V35H118V34H116V38H114V35H111V39L109 40V38H108V40H109V43H108V40H102L101 41V43H105V42H107L108 44H106V45H112V44H116V43H114L113 41H115V39H116V42H117V45H115L116 47H118L117 49H115L114 50V53L113 54H115V55H117L116 57H115V55H113L112 54V50H113V48L114 47H111L112 48V50H111V48H110V51L108 50L107 52H106V55H105V57L108 59V57H110V55H108L107 53H110V54H112V56L109 58V62L108 61H106V62H104V64H103V62L101 63L100 62V64H99V66L97 65V67H94L95 65H93V64H91V66L93 65V67L95 68L94 70H93V67H92V69H90V70H88V73L90 74V73H92L93 74V72H92V70L95 72L92 76H93V81L92 80H90V78L88 77V78H85V76L84 75H86V72L87 71H83L82 70V72H84V73H82V74H84V75H82V74H79L80 75V77H83V79H85V80H83L82 78L80 79L79 78V75H78V80H77V77L75 76V78L73 79L72 77H74V75H76V74H74V72L72 73L71 72V68H72V66L71 65H67V64H70V63H72V60L70 61V59H72V58H74V57H77V55H78V53H79V51L80 50H82V47H83V49H84V46H83V44L84 45H87L88 44V46L90 47V45L89 44H91L92 45V43L94 44V43H98V40H96L95 39V36H94V34L92 33V35L90 34H88V32L90 31L91 32V28L88 30V27H86L87 29L86 30H88V32L87 33H85V34H83V33H81L80 31L82 30L81 28V26H78V28H76L77 26H73V24L74 23H72L71 22V27H70V25H68L69 24V22L70 21H73L74 20V17L76 16H74V17H72L75 13L73 12V11H71L70 9H69V7L68 6H66V8H64L63 7V16L62 15H58L56 12V9L58 8V5H60V3H59V0H58V2H57V0H56V2H57V6L54 4V2L55 1H53V2H51V0H50V2H48V0H45V2H47V3H53L54 5H55V7H57V8H55V11L56 12H54V6H51V5H53V4H49L47 7H49L48 8V10L50 9V7H52L49 11H51V13L52 12H54L55 14H57L56 16L53 14V17H55L52 21H49V19H48V21L46 20V24H47V28H50V29H46L49 33H50V35H52V36H50V35H48V37L47 38H43V37H41L42 38V41H43V43H44V45H43V43L41 44L40 43V45H43L42 46V48L40 47V45H36L38 48L36 49V47H34L35 49H36V51L38 52H36V51H34L33 49H32V51L30 52L31 53V59L33 60V61H31V63H29V65L31 66V68L33 69V72L34 73H39L40 75H42L41 77H42V85H44L45 87H47L48 88V90H54L55 91V89H53V87L54 88H56V91H58V89L57 88H61V86H62V84H61V82L62 83H65V84H63L65 87L67 86V89L65 88V90L66 91H64V90H60L59 89V93L57 92L56 93V96H57V102H58V104L59 105H61L63 102V104H64V106H66L67 104H68V106H70V110H69V108H68V113L67 114H69V118H68V120L67 121H69V122H73L72 123V126H71V131H70V133H69V135H65V134H62V135H60V136H58L57 137V139H59V140H57V142L59 143L58 144V146H59V148H60V151H59V153H57L56 154V156H54V157H51L50 159H49V164L47 165V168H46V171H41L40 173L41 174H44L45 176V181L42 183L44 186H43V188L42 187H40V185H38L39 186V188H37V191L38 192H40L41 193V191H42V193H41V198L39 197V198H34L33 199V201L30 203V205L28 206V207H26V208H24V210L22 211V212H20L19 214L20 215H18L17 217V221L15 222V223H13V224H11V225H9V227L7 228V231H6V233H5V235L0 239V264H48V262H47V260L45 259V258H43L42 257V253H40V249L37 247V244H38V240H40V236L42 235V236H45V237H47V233H48V229H49V227H50V225L52 224V215H51V209H52V201H53V199H54V189H55V186L57 185V184H60L61 185V187H62V189H63V191H65L66 192V194H71L72 195V191L70 190L69 191V180L68 179H72V175H71V173H70V176H69V173H68V175L66 174L67 172H68V169H70V167H73V168H75L74 169V172L76 171V173H77V177L75 178V182L77 183V184H79V183H81V184H79L78 186H77V188H78V190L81 192L82 190L84 191V194L86 193V192H89V193H92L93 192V190L92 189H95V188H97L98 186H99V177L97 176L98 174V171L100 170V169H102V168H106V167H111V165H115L116 166V164H117V166H118V163H119V166L121 165V163H122V161H123V158H124V165L126 166V164L127 163H129V164H131L130 165V168H131V166L132 167H134V166H136V164H137V161H135V160H138L137 158H139V160H140V156H135V154H137V153H139V152H137L136 151V149L138 150V148H137V145H135V146H131L133 143L132 142H134L135 143V141L136 142H138L137 140H138V137H140L142 134H139L140 136H138V137H136L137 139L135 140V139H133L134 137H133V135H129V133L128 132H125V134H128L129 135V139L130 138H132L131 140H130V142H131V144H129V143H126V142H128V135H125L124 134V131H131V130H133V128L135 129V126H136V124H137V127H136V129L134 130V131H136V132H139V133H141L143 130H146L147 132H149V128L150 127H148V129H144L146 126H148V122H146V126L145 125H143V123H137V122H141L140 121V118H139V116H143L142 114H146V113H141V112H144V111H141L140 112V114H139V116H138V114H137V116H136V114H134V113H137V112H134V111H132L131 112V110L133 109V107L136 109L137 107H140V108H137V110L136 111H138V109H142V110H145V109H143L142 107L143 106H141V102H147V106L148 107H152V109H153V106L155 105V104H152V102H151V100H144L142 97H144L143 95H147V94H150V96H151V99H159L160 100V104L158 103V101L159 100H157V101H154V102H157V104H159V106L161 107L160 109H158L159 111H160V113H159V111H157L158 113H156L157 114V116H158V121H156L157 123H156V125H155V123H154V126H156L155 128H156V130L158 129V131H162V133L161 134H159V135H163V133H164V131L168 134L167 136H160L161 138H159V140L162 142V140H164L165 139V142H163V143H165V146H163L162 147V145H164V144H162V145H160L161 147H159L158 145L159 144H154V147H155V145L156 146H158L159 148H154V147H151V149L149 148L148 150H146V151H149V150H159V151H156L155 153L153 152L152 153V156H150V155H148V153L145 151L143 154H145V155H148L150 158H153L154 159V156L155 157H158L159 156V158L160 157H162V158H164L163 160V162L164 163H172V165H174V166H176L178 169L180 168L181 169V165L183 164V163H181L180 164V162L182 161V160H178L179 161V163H177V161H174V160H177V159H179L178 157H180L181 155H185V154H189L190 155V152H197V154H196V156L195 157H197V155H200L198 158H195V159H192L193 158V155L192 156H189V155H186V156H188V157H190V161H187L189 158L188 157H185V159L186 158H188V159H186L185 160V162L187 161L188 163L189 162H194V160H195V162L194 163H197V164H194V163H192V165L193 166H199V165H202V164H200V163H202L204 160L206 161L207 159L209 160V161H206V163L208 164V166L210 165V163H211V165L209 166V168L207 167V165H206V167H204L205 168V170H207V171H209V173H210V171H211V169H212V173H210V176L212 177H220V178H222V179H225V181H227V183L226 184H228V182L229 181H231V180H229V176H231V179H232V175H229V174H231L230 172H232V170L230 171V167L229 166H231V169L233 168V172H234V170L236 171V175L238 176V171L240 172L241 170H245V167H249V169H248V174H247V177H249V175L250 174H252V175H250V177L249 178H245V176H243L241 173H242V171H241V175L245 178V180H242V179H244L242 176L240 177V176H238V177H240V180H241V182H239L238 181V179L239 178H237V177H235L234 175H235V172L233 173L232 172V174H234L233 176L235 177V179L233 178L232 179V183H234V184H232V186H235V185H237V190L239 191V195H240V197H241V199L243 200L245 197H248V196H246V194H250V192H248L249 190H248V188L250 187H248L247 185L249 184V185H251V181H252V184H253V182H259V180L260 179H258V177L256 178V173L258 172L259 173V171L261 170V172L259 173V174H261L262 173V171H264V168H262L261 166H259L258 165V167H260V169H258V167H256L257 165L256 164H254V168L252 167V161H256V162H258V164H264V163H262L261 161H259V156H261V155H259L258 156V152H260V154H262V152H264V137H262V136H264V126H262V125H264V123H262L261 121H264V92H262V91H264V78H262L261 76H264V75H262V74H264V53H262V51H264V50H259V48L261 49V47H264V46H261V45H264V43H260V44H258V47L256 46L257 44L252 40L253 39V37H254V30L256 31V30H258L259 28L260 29H264V28H261V27H264V26H261V25H264V20H262V19H264V18H262L261 19V16L262 15H264V8H262V7H264V1H260V0H258V2L259 3H257V0H253V1H249V0H245V3H244V0H235V4H236V6H237V11H238V18L236 19V21H238V23L241 25H239L237 22L235 23V21H234V25H235V28L237 29V30H239V34H238V36H241V39H239L238 38V36H237V34H236V37H237V39H239V40H236V41H238L237 43H240L239 44V47H238V51L236 50V51H234V53L235 52H237L238 54H234V60L232 61L234 64H233V67H234V69H236L237 67L239 68V70H243L242 72L244 73H242L241 71H239V70H237L236 69V71L234 70H232V72L230 71V67H229V64L231 65V63H228V60L229 59H223V58H221L219 55L223 52H221V51H219V49L221 48V50H224V49H222V47L221 46H223V45H221L222 43V38L220 39V37L219 36H221L222 35V33H226V30H224L225 28V26L226 25H224V27L222 26L221 27V25H223V24H217V23H219V22H222L223 20H221V18L220 19H218L219 18V15H220V12H219V10H218V12L217 11H215V10H217L219 7V9H223V10H220L221 11V13H227L228 12V7H227V4H228V0L224 3L223 2V0H221L222 2H219L218 0H216L217 2H219V3H221V4H219V3H215L217 6H215V8H214V10H213V8L211 9V15L213 16V15H216V16H218L217 17V19L219 20V22L217 21V19H216V22L217 23H215L214 25H212V26H210V27H208V30H206V32H208L209 31V33H211L212 31H210L209 29H214V31L215 30H217V31H222V32H217V35H216V33L214 34L213 32H212V34L211 35H213L214 37H219V39L218 38H215V40L216 39H218V40H220V43L218 42V44L220 45H217L218 46V51L217 50H215L216 51V53L217 52H221L220 54H216L215 55V51H214V57H212L213 55L212 54H210L211 55V58H210V56L208 57L207 55L205 56V55H201V56H199L198 57V59H200V61H201V58L203 57H207V58H209V60L212 62V63H210L209 64V60H208V63L207 62H204L203 60L205 59H202V61L204 62V63H206V65L201 61V64L200 63H198L199 61H198V59H197V57L195 58V60L197 59V61H195L197 64H194L195 66L194 67H196V68H198V69H195L194 67V69L195 70H191V69H188L187 67L185 68H183L182 70H180V73H179V71L178 72H175L176 70H174V71H172L171 70V64H173V63H171L170 61H168V60H161V62L160 61H155V62H153V63H151L154 59L153 58H151V59H149L150 57H152V56H147V58H141V60L143 61V63H142V65H140L141 64V62L142 61H140L139 59L140 58H138V62H137V60H134V59H132L131 58V60L129 61V60H127V59H129L130 57H128L127 55L128 54H126L127 52H128V50L130 51H134V50H137V49H140V48H144V47H147V46H150V45H152V44H157L158 45V47H159V51L160 52H162L165 48H168L167 46L165 47L163 44H165V42H167V40H163V39H165V37H166V39H167V37H169V36H167L168 34L169 35H171L170 33L173 31L172 29L174 28L173 26H175V24H176V22L178 21V20H181L182 18L181 17H183V16H185V15H183L185 12L182 10V8L180 7H178V6H181L182 5V2L184 1V0H122V2H121V0H113V5H109V3H111L112 4V1L111 0H109ZM114 1H115V3H114ZM193 1V2H192ZM194 1L195 0H185V2L187 3V2H190L191 4H193L194 3ZM230 1H232V0H230ZM238 3H237V2ZM249 1V2H248ZM140 2V3H139ZM239 2H241V3H239ZM253 2V3H252ZM255 2H256V4H255ZM262 2V3H261ZM190 3H187V4H190ZM127 4V5H126ZM129 4V5H128ZM262 4V5H261ZM240 5V6H239ZM242 5V6H241ZM245 5V6H244ZM131 6H133V7H131ZM138 6L141 8H138ZM223 6H225V7H223ZM262 6V7H261ZM68 7V8H67ZM127 7H129V8H127ZM183 7V6H182ZM223 7V8H222ZM242 7V8H241ZM253 7V8H252ZM258 7H259V9H258ZM60 9L59 10H61V7H59ZM71 8V7H70ZM115 8V9H116ZM119 8V9H118ZM138 10H136V9ZM10 9V8H9ZM22 9V8H21ZM72 10H73V8H71ZM110 9V11L112 12V10ZM131 9H133V10H131ZM158 9V10H157ZM161 9V10H160ZM178 9V10H177ZM246 9V10H245ZM16 10H18V6L16 7ZM66 10V11H65ZM68 10V11H67ZM121 10V9H120ZM182 10V11H181ZM212 10H213V12H212ZM240 10V11H239ZM244 10H245V13H244ZM254 10V13H252V11ZM256 10V11H255ZM259 10V11H258ZM135 11V12H134ZM145 11V12H144ZM156 11H159V13L158 14H156L155 12ZM177 11H181V12H177ZM215 11V12H214ZM222 11H224V12H222ZM227 11V12H226ZM261 11V14H260V17L258 16L259 15V12ZM58 12H60V11H58ZM69 12V13H68ZM113 12H117L116 10H113ZM131 12H132V14H131ZM140 12H142V14L143 15H139V14H141ZM148 12V13H147ZM167 14H165V13ZM217 12V13H216ZM135 13V15L134 16H132L133 14ZM164 13V14H163ZM225 13L223 14V15H225ZM256 13H257V15H256ZM60 14H62V12L60 13ZM71 14H73V15H71ZM146 14V15H145ZM178 14V15H177ZM181 14V15H180ZM242 14V15H241ZM247 14V15H246ZM249 14V15H248ZM180 15V16H179ZM222 15V14H221ZM220 15V16H221ZM221 16V17H224V16ZM240 15H241V17H240ZM245 15V16H244ZM252 17H251V16ZM257 17H256V16ZM17 16V17H16ZM14 15V24H15V28H13V29H15L14 30V33H15V38L17 39L18 37L19 38H21L24 34H25V25H24V23H23V18H22V16H18V15ZM59 17V16H61V18L59 17V19L58 20H62V22H60V21H58V22H56L57 21V18L56 17ZM65 16V17H64ZM137 16H139V17H137ZM179 16V19L177 18V21H176V17H178ZM226 16V15H225ZM242 16H244L243 18H242ZM68 17V18H67ZM245 17H247V18H245ZM72 18V19H71ZM76 18V17H75ZM140 18V19H139ZM215 18L216 17H213V20H214V22H215ZM226 18H227V16H226ZM250 18V19H249ZM252 18V19H251ZM137 19H138V22H136L137 21ZM222 19H224V22H222V23H226V20L227 19H225V18H222ZM257 19V20H256ZM261 21H260V20ZM56 20V21H55ZM66 20V22L68 21V26L69 27H67L66 28V26H63V21H65ZM242 20V21H241ZM246 20V21H245ZM259 20V21H258ZM176 21V22H175ZM240 21V22H239ZM54 22H56V24L58 23V24H61V25H59V27H58V25H57V28H54V27H56L55 25V23ZM66 22H65V24H66ZM247 22V23H246ZM260 22V26L259 27H257V24ZM23 23V24H22ZM49 23V24H48ZM242 23V24H241ZM252 23V24H251ZM46 24H45V28H46ZM64 24V25H65ZM76 24V23H75ZM250 24V25H249ZM52 25V26H51ZM135 25V26H134ZM238 25H239V27H238ZM255 27V28H257V29H255L253 26ZM250 26V27H249ZM53 27V28H52ZM62 27H65V28H62ZM245 27V29H243ZM252 27V28H251ZM22 28H24V29H22ZM62 28V29H61ZM70 28V29H69ZM222 28H224V29H222ZM249 28V29H248ZM52 29V30H51ZM56 31H55V30ZM66 29H67V31H66ZM78 29V30H77ZM81 29V30H80ZM84 29V28H83ZM196 28H193L192 30H190V32H191V34L192 33H194V32H196V31H194ZM207 29V28H206ZM247 29V30H246ZM250 29H251V31H250ZM80 30V31H79ZM237 30H236V33H237ZM249 30V31H248ZM253 30V31H252ZM17 32V34H16V32ZM47 31H46V33H47ZM52 31V32H51ZM63 31V32H62ZM64 31H66L65 33H64ZM79 31V32H78ZM192 31H194V32H192ZM198 31V30H197ZM241 31H243L242 32V34H241ZM42 32H44V30L42 31ZM53 32H54V34H53ZM56 32V33H55ZM61 32V33H60ZM83 32H85L84 30H83ZM89 32V33H90ZM136 33V34H133V33ZM246 32V33H245ZM253 32V33H252ZM46 33L44 32V33H42L43 35L45 34L46 35ZM52 33V34H51ZM59 33V34H58ZM67 33V34H66ZM76 33V34H75ZM83 34V36L82 35H80V34ZM219 33H221L220 35H219ZM21 34V35H20ZM48 34V33H47ZM63 34V35H62ZM87 34V35H86ZM175 34V33H174ZM223 34V35H224ZM245 34H246V37H245ZM18 35V36H17ZM118 35V36H117ZM130 35L131 36H133L132 37V39H133V41H132V39H131V37H130ZM216 35V36H215ZM253 35V36H252ZM47 36V35H46ZM49 36H50V39H49ZM85 36H88V39L90 40V41H88V39H87V37H85ZM92 36H94L93 38H92ZM120 36V37H119ZM125 36H127V38L125 37ZM250 38H249V37ZM67 37V38H66ZM124 37V38H123ZM130 37V38H129ZM164 37V38H163ZM114 38V39H113ZM120 38V39H119ZM128 38L129 39H131V40H128ZM245 38V40H242V39H244ZM48 41H47V40ZM82 39V40H81ZM112 39H113V41H112ZM128 40L127 42H126V47H124L125 46V44H124V46L121 44V46H120V43H124V40ZM249 39V40H248ZM160 40V41H159ZM163 40V41H162ZM206 40V39H205ZM222 40V41H221ZM246 40H248V42L246 41ZM3 40L1 39L0 40V43H2V44H0V48H2L3 46V50L4 51H6L7 52V50L9 49H7V47H8V43H6V44H4L5 42L3 41ZM41 41V40H40ZM39 41V42H40ZM41 41V42H42ZM48 42L47 44H46V42ZM88 41L89 43H86V42ZM111 41V42H110ZM131 41H132V43H131ZM158 41V43H156ZM195 41V40H194ZM253 41V42H252ZM82 42V43H81ZM113 42V43H112ZM224 42V41H223ZM251 42V43H250ZM86 43V44H85ZM103 43V44H104ZM216 43H217V40H216ZM244 44V46L242 45V44ZM248 43V44H247ZM46 44V45H45ZM82 44V45H81ZM253 44H255V45H253ZM7 45V46H6ZM113 45V46H114ZM247 45V46H246ZM250 45H251V47L252 48H250ZM109 46L106 48V50L109 48ZM130 48H129V47ZM164 46V47H163ZM241 46H243L242 48H241ZM254 46V47H253ZM260 46V47H259ZM115 47V48H116ZM122 47V48H121ZM119 48L120 49H124V52L122 51V50H119ZM243 48H244V50H243ZM248 48V49H247ZM250 48V49H249ZM7 49V50H6ZM73 49V50H72ZM255 49V50H254ZM257 49V50H256ZM31 50V49H30ZM116 50H117V54H116ZM166 50V49H165ZM250 50V51H249ZM251 50H252V52H251ZM259 50V51H258ZM4 51H2V52H4ZM27 51V53H28V49L26 50ZM26 51L24 50V51H22V60H20V56H21V54H20V56H18V57H16V61L18 60H20V61H24V58H27V56H29L27 53H26ZM249 54L250 53V55L249 56H247L248 54H246V52ZM254 51H255V53H256V55L254 54ZM6 52H4V53H6ZM25 52V53H24ZM36 52V53H35ZM40 52V53H39ZM58 52V53H57ZM59 52H64L63 54L62 53H60L61 54V56H64V54H66L65 56L66 57H68V56H70V55H76V56H74V57H72V56H70V57H72V58H69V60L68 59H66L65 58V60H67V64L65 63L64 64V62L62 63V64H64L65 65V67L66 68H64L65 70L64 71H62V73L63 72H66L67 70L69 71V73L71 74V75H67L66 73H63V74H65V75H63V76H65L64 78L61 76V74L62 73H56L55 71L58 69V71L60 70L59 69V67H57V65H56V63L58 62V63H60V66L62 65L61 64V60H60V58H58L59 57ZM120 52V53H119ZM164 52V51H163ZM162 52V53H163ZM243 55H242V54ZM252 53H253V55H255L254 57L252 56ZM24 54V55H23ZM25 54H27V56L25 57ZM32 54L33 55H35L36 57H38V58H36L35 59V57H34V59H33V56H32ZM39 54V55H38ZM56 54H58L57 56H56V58H55V55ZM203 54H205L204 52H203ZM120 55V56H119ZM124 55H125V57H124ZM108 56V57H107ZM252 56V57H251ZM104 57V58H105ZM128 57V58H127ZM201 57V58H200ZM221 59H220V58ZM17 58H19V59H17ZM41 58V59H40ZM57 60H60V61H58L57 60V62L55 63V66L53 65L54 64V62H53V60L55 61V59ZM120 58H121V60H120ZM206 58V59H207ZM214 58H215V60H214ZM217 58V59H216ZM246 58H248V59H246ZM51 59V60H50ZM87 59H89V57L87 58ZM145 59H148L147 61L145 60ZM213 59V60H212ZM218 59H220L221 60V62H220V60H218ZM241 59V60H240ZM120 60V61H119ZM150 60H151V62H150ZM192 60V59H191ZM193 60H194V58H193ZM227 60V61H226ZM244 60L247 62V64L245 65V63H244ZM259 60H261V61H259ZM2 61H4V60H2ZM47 61H51V62H53V63H47L46 64V62ZM64 61V60H63ZM104 61H105V59H104ZM113 61V62H112ZM119 63H118V62ZM140 61V62H139ZM146 61V63L148 62V63H151V64H153V65H149L150 67H148V69H146L145 68V66L146 65H143V64H145L144 62ZM189 61V60H188ZM188 61H186L187 63H189ZM207 61V60H206ZM225 61V62H224ZM235 61V62H234ZM44 62H45V64H44ZM89 62V61H88ZM126 62V63H125ZM157 62H159L158 64L160 65V66H158L159 68H155V65H157L156 63ZM257 64H255V63ZM262 63V64H260V63ZM111 63V64H110ZM128 63V64H127ZM137 63H139L138 64V66H137ZM187 63H185V64H183L184 66L187 64ZM192 63H194V62H192ZM221 63H223V64H221ZM4 64V63H3ZM2 64V66H6L7 67V60H5V64L3 65ZM22 64H24V63H22ZM37 64H40V65H38V67L40 68L41 67V69L39 70V68H37ZM122 64V65H121ZM125 64V65H124ZM203 64V65H202ZM215 64V65H214ZM249 64V65H248ZM250 64H252L251 66H250ZM25 66L27 65V68H28V63L27 64H24ZM24 65H21V66H23V68H24ZM35 65V66H34ZM43 65V66H42ZM45 65H47V67L45 66ZM51 65H53L54 66V68L53 67H51ZM63 65V66H64ZM113 65H115V66H113ZM126 66V67H124V66ZM183 65H181L182 67H183ZM190 65H191V63H190ZM189 64L187 65L188 67L190 66ZM198 65H200L199 67H197ZM208 65V66H207ZM209 65H210V67H209ZM218 65L220 66L219 67V69H218ZM255 65V66H254ZM1 66V68H4V67H2ZM20 66V65H19ZM20 66V67H21ZM33 66V67H32ZM59 66V65H58ZM140 66V67H139ZM143 66V68L144 69H146L147 71H148V74H147V72H145L147 75H149V74H152V73H149L152 69H151V67H154L155 68V70L153 69L151 72H154L155 71V73H157V72H159V69H160V71L161 72H159L160 74H161V76H162V80H160V81H162V82H160V84H162V85H160L159 84V80L157 81V83H156V85L157 84H159L158 86H169L168 85V81H170L171 83H170V88L168 89L169 91H171L172 89L171 88H173L172 87V81L171 80H176L177 79V76H171V73H178V74H180V75H184V74H186V73H184V74H181V73H183V72H181V71H183L184 69H187L188 70V73L189 74H186V75H188V76H186V77H188V79L190 80L189 81V83H186L187 84V88L188 89H186V90H189V88H190V90H189V93H192V90H193V93H194V95L196 96L197 95V93H198V95L199 96H201L202 97V95L204 96H206V93H205V89H208V91L211 89V87H210V85H206L205 86V84H211V82H213V86H214V88L213 89H215V88H217L218 86L217 85H219V83L221 84V82L224 84V86H225V84L226 83H224L225 81L226 82H228V83H230V84H228V85H226L225 87H227L228 86V88L227 89H229V87L230 86H232L233 88L234 87H236L237 85L235 84V83H238V85L239 84H241L240 86H239V89L238 90H240V91H242L243 93H241L240 91H238L237 93H236V90H232L233 88H231V90L229 89V90H226V89H223V92H222V88H225V87H223V84L221 85V89H220V85H219V87H218V89H216L215 90V92H219V90H220V92L221 93H223V94H225V95H220V96H222V97H224V98H222V99H224L225 101H224V104L222 105V115H225V117L224 116H222V115H220V110H221V108H220V110L218 111L215 107V111H213V109L211 110V109H208V106H209V104H208V102H210V104L212 105V106H214L212 103H215V101H214V99H213V101L214 102H212V100H210V97H211V99H212V96L214 97L215 96V94H217V95H219V94H221V93H215L214 91H213V89H211V91H213V92H211V94H213V95H211L210 94V92H208L207 90V94L209 95H207L206 96V99H205V103L207 104H205L204 102H203V97L201 98H199V99H201L202 100V102L201 103H203L204 105H205V108H204V105L203 104H201V103H198V102H200L198 99H196V100H193V99H195V96L193 95V93L191 94L192 95V98L193 99H190L189 100V97L188 96H190V95H186V94H188V93H185V92H183V91H185V90H182V92L183 93H181V92H179L180 94H182L183 96L182 97H184L185 98V100H187V101H191V103H192V107H196V108H194V110L193 109H187V108H185V107H183V108H185V109H180L179 108V106L182 104V102L180 103L179 101V103L177 102V100H178V98H177V96H181V95H177V93L176 92H174V91H171L172 93L171 94H174V96H173V99H174V97H175V101L177 102V104H179V106H177L178 107V109L180 110V111H183V112H180V111H177V112H180V113H182V114H180V115H178L177 114V112H176V110H177V108H176V104H173L174 105V108H173V105L171 106V103L172 102H174V101H172L173 99H171V97H170V102L167 104V103H165L166 101L168 102L169 100H167V96H171V95H169L170 93H167V91L165 92V91H163V92H165V94H167V96L165 97L164 96V94H163V96L161 95V93H162V89L160 88L159 89V87H155L154 86V89L153 88H149V91H147V93L146 92H144V90L146 91V89H148V87H149V85H152V83L153 82H151L150 84H149V82L150 81H156V78H154V79H152V80H150L149 78L151 77V76H149V77H147L146 79L148 80V81H145L146 79H143V78H145L147 75L146 74H143V75H146L145 77H142V79L144 80V82L143 83H141V84H145L146 82V84L148 85V87H147V85H144V86H146V87H143V86H141V87H143L144 89H143V92L144 93H142V90H141V92L139 91V89H142L141 87H139V89L138 90H133V91H131V89L133 88V86H135L134 84H136V86H138V85H140L139 83V81H142L141 80V78H140V75H138V74H140V73H143L142 71H140L139 70V68H141ZM148 66V65H147ZM165 66H168V68L167 67H165ZM5 67V68H6ZM57 67V68H56ZM98 67H103L102 69H98ZM110 69H109V68ZM111 67H115V68H111ZM174 67V66H173ZM190 67H192V66H190ZM211 67H212V69H211ZM216 67V68H215ZM262 67V68H261ZM19 68V67H18ZM18 68H15V69H12V71L14 72H12L11 70H8V68H6V71L4 70H0V72H1V74H0V76L2 75V73L4 74V79L6 80V77L8 78V77H12L13 78V80H11L12 78H8V79H10V81L13 83H15L16 82V84H14L13 83V85H11V83L9 82V81H7L6 83L4 82L3 84L4 85H1L0 86V88L2 87V89H4L6 92L4 93L3 91L4 90H2V89H0L1 91H0V110H2L3 111V109L4 108H1V107H5V110L7 109V106H9L10 105V101H8L9 99H8V95H12L11 93H14V95H16V96H18L17 94H19L20 95V97L18 96V97H11L12 99H14V100H12V99H10L12 102L13 101H16V104H19V103H17V101H19L18 99H21V97H23L24 99H22L23 100V102H24V100H26V98H28L27 96L28 95H26L27 94V87H25L26 85L25 84H22V85H20L19 84V82L21 81H19L18 80V78H20V79H22L21 78V73L22 72H24L25 70H26V67L22 70V68H21V70L20 69H18ZM30 68V69H31ZM55 68H56V70H55ZM60 68H62V67H60ZM70 68V69H69ZM124 68V69H123ZM136 68L139 70V73H137V71H136ZM142 68V70L143 71H145L144 69ZM149 68L151 69V70H149ZM203 68V69H202ZM208 68V69H207ZM222 68V70L220 71V69ZM229 68V69H228ZM232 68V67H231ZM255 68V70H256V72H252V71H255V70H253ZM258 70H257V69ZM18 69V70H17ZM32 69H31V71H32ZM44 69H45V71H44ZM49 69V70H48ZM63 69V68H62ZM163 69V70H162ZM216 69V70H215ZM247 69H249V70H247ZM7 70L8 71H10V72H8V73H10V74H8L7 73ZM39 70V71H38ZM54 70V71H53ZM106 70L108 71V72H106ZM112 70V71H111ZM118 70V71H117ZM197 70V71H196ZM224 70H226V72L224 71ZM252 70V71H251ZM36 71V72H35ZM38 71V72H37ZM40 71H42V72H40ZM101 71V72H100ZM114 71V72H113ZM126 71H128V72H126ZM172 71V72H171ZM194 71V72H193ZM201 71V72H200ZM208 73H207V72ZM216 73H215V72ZM217 71H218V74H220V79H221V76H222V74L225 76H222V79H224V80H222L221 79V81H220V79H219V76H217L216 78L218 79V81H220L219 83H218V81H217V83L215 82V81H213V75H216L217 74ZM220 71V72H219ZM247 71V72H246ZM45 72V73H44ZM60 72V71H59ZM111 72H112V74H111ZM120 72V73H119ZM126 74H125V73ZM185 72H186V70H185ZM202 74L203 72V75L201 76V74ZM210 72H213V73H210ZM223 72V73H222ZM236 73V74H234V73ZM240 73V74H238V73ZM260 72H261V74H260ZM19 73V74H18ZM80 73V72H79ZM87 73V74H88ZM154 73V74H155ZM200 75H199V74ZM232 74V75H230V74ZM251 73V74H250ZM253 73V74H252ZM57 74H58V76L60 75V81H58V76H57ZM88 74V75H89ZM109 74H110V76H109ZM154 74H152V76L154 77ZM196 74V75H195ZM204 74H206V75H204ZM210 74H213V75H210ZM217 74V75H218ZM228 74V75H227ZM250 74V75H249ZM255 74V75H254ZM12 75V76H11ZM69 76L68 78H70L69 80H73V82H71V84H73V83H75L74 81H76V83H79V82H83V84L85 85H87L90 81V85L87 87L86 85L85 86H83V84L81 85V83L80 84H78V85H76V91H74V92H78L77 90H79V91H81V92H79V93H81L78 97H81V95H85L84 97H83V99L81 100L82 102H80V100L79 99H81V98H79L78 99V97H77V94L78 93H76V96H75V93L73 94L72 93V91H73V89H72V86L69 84L70 83V81H68V78H66L67 76ZM82 75V76H81ZM113 75V76H112ZM180 75L178 76L179 78H178V80L180 81V79H181V77H183V76H181L180 77ZM194 75L196 76V77H194ZM208 75V76H207ZM237 75V76H236ZM239 75V76H238ZM241 75V76H240ZM244 75H245V77H244ZM250 77H249V76ZM257 75V76H256ZM90 76V75H89ZM197 76H198V78H199V80H200V83L201 82H203V80L201 81V78L203 77V79H205V77H206V79L210 82V83H208V82H205L206 81V79H205V81L202 83V85L204 84V87H202V85L200 86V85H198L199 84V80L197 79V80H195V78H197ZM210 76V78L208 79V77ZM248 76V77H247ZM255 76V77H254ZM62 77V78H61ZM87 77V76H86ZM91 77V76H90ZM108 77V78H107ZM125 77V78H124ZM157 77V76H156ZM159 77L160 76H158L157 77V79H159ZM169 77V78H168ZM171 77H176V78H173V79H171ZM224 77V78H223ZM228 77V78H227ZM230 77V78H229ZM238 77H241V81H240V78H238ZM253 77V78H252ZM1 79H2V77H0ZM92 78V77H91ZM123 78H124V80H123ZM129 78V79H128ZM133 78V79H132ZM152 78V77H151ZM167 80V79H169L168 81H166L165 79ZM216 78H214V80L216 79ZM245 78H246V80H245ZM4 79H2V80H4ZM55 79H57V84H55L56 83V80ZM140 79V80H139ZM161 79V78H160ZM171 79V80H170ZM216 79V80H217ZM227 79H230V80H228L227 81ZM233 79H235V80H233ZM242 79H244V80H242ZM4 80V81H5ZM55 80V83H53V81ZM61 80H64V81H61ZM80 80V81H79ZM82 80V81H81ZM86 80H88V83H87V81ZM130 82H128V81ZM175 80L173 81V83H175ZM182 80V82H183V80H185L184 82H186L187 80L185 79V78H182L181 79ZM237 80V81H236ZM1 81V80H0ZM19 81V82H18ZM95 81V82H94ZM134 81V82H133ZM244 81V82H243ZM247 81V82H246ZM250 81V83H248ZM9 82V83H8ZM128 82V83H127ZM176 82H177V80H176ZM181 82V81H180ZM179 82V84H181ZM188 82V81H187ZM214 82H215V85H214ZM241 82V83H240ZM253 82V83H252ZM261 82V83H260ZM75 83V84H76ZM117 83H119V84H117ZM123 83H125V84H123ZM134 83V84H133ZM178 83V82H177ZM242 83H244V84H242ZM247 83H248V85H247ZM53 84H55L54 86H53ZM74 84V85H75ZM123 84V85H122ZM138 84V85H137ZM176 84V83H175ZM183 84H185V83H183ZM182 84V85H183ZM185 84V85H186ZM189 84V85H188ZM233 84H235V85H233ZM251 84V85H250ZM8 85V86H7ZM21 87H20V86ZM39 85V86H38ZM37 86L38 87H41L42 85H40V84H38ZM53 87H52V86ZM116 85V86H115ZM119 85V86H118ZM126 86L125 88L124 87H122V86ZM130 85H133V86H130ZM174 85V84H173ZM185 85H183V86H185ZM194 85V86H193ZM198 85V86H197ZM212 85V84H211ZM246 85V86H245ZM259 85V86H258ZM18 86V87H17ZM30 86H32V84L30 85ZM44 86H42V88H45ZM71 86V87H70ZM122 88H121V87ZM130 86V89L129 88H127V87H129ZM175 86V85H174ZM177 86V85H176ZM183 86L182 87H180L181 89L183 88ZM202 87L203 89L202 90H200L201 88L200 87ZM212 86V87H213ZM23 87H25V89L26 90H24V91H27V92H25L24 93V91H23ZM49 87H51L50 89H49ZM81 87V88H80ZM85 87H86V89H85ZM120 87V88H119ZM132 87V88H131ZM153 87V86H152ZM185 87V88H186ZM198 87L200 88V89H198ZM242 87V90L240 89ZM257 87V88H256ZM259 87V88H258ZM261 87V88H260ZM18 88H22V89H20V90H22V91H19V89ZM41 88V89H42ZM123 88L124 89H126V90H128V91H130V93H131V96H132V94H134L135 93V96L133 95L132 97L133 98H129L131 101H130V103H128L129 101H128V99H126V98H128V97H130V93H128V91L126 92L125 90V92L123 91ZM135 89H137V87H134ZM165 88V87H164ZM168 88V87H167ZM167 88H165V89H163V90H166ZM179 88V89H180ZM237 88V87H236ZM235 88V89H236ZM243 88H245V89H243ZM119 89H122V94L123 95H121V91L119 90ZM151 89H153V90H151ZM175 89V88H174ZM179 89H177V91H179ZM198 89V90H197ZM248 89V90H247ZM250 89V90H249ZM258 89L262 92H259L258 91ZM95 90V91H94ZM152 92H151V91ZM176 90V89H175ZM224 90L228 93V91L230 92H232L231 94L230 93H228V94H226V92H224ZM61 91H63L64 92V101H62V98H61V100H60V97H61V95L63 96V93L62 94H60L61 93ZM83 91V92H82ZM114 91H115V93H114ZM118 91H120V92H118ZM136 91V92H135ZM198 91H200L201 92V94L198 92ZM203 91H204V93H203ZM244 91H247V92H253V94L251 93H245ZM66 92H69V93H72L71 95H69V96H67V93ZM85 92V93H84ZM91 92V93H90ZM149 92H151V93H149ZM187 92V91H186ZM3 93V94H2ZM17 93V94H16ZM54 93V92H53ZM94 93V94H93ZM95 93H96V95H95ZM111 93L113 94V95H111ZM139 93V94H138ZM140 93H142V94H140ZM176 93V94H175ZM244 93L246 94V95H248V96H246V95H244ZM261 93V94H260ZM7 94V95H6ZM59 94H60V96H59ZM66 94V95H65ZM93 94V95H92ZM118 94H119V96L121 95V98H124L125 97V95H128L129 94V96H127V97H125V99L128 101H125V102H122V99H121V101H120V97L118 96ZM125 94V95H124ZM154 94H156V95H161V96H158L159 98H157ZM231 96H230V95ZM240 94H241V96H240ZM255 94V95H254ZM4 97H3V96ZM88 95V96H87ZM95 95V96H94ZM234 95H236V96H234ZM13 96V95H12ZM66 96L68 97L67 99H66ZM75 98H74V97ZM87 96V97H86ZM112 96L114 97V98H112ZM117 96V97H116ZM137 96H139V97H137ZM148 96V95H147ZM199 96H196L197 98L199 97ZM220 96H216L217 97V100H219L220 101V99L218 98V97H220ZM234 96V97H233ZM238 96H239V99H238ZM250 96V97H249ZM252 96V97H251ZM85 97H86V100H85ZM90 99H89V98ZM106 97V98H105ZM119 97V98H118ZM134 97L137 99V102H139V105L137 104V102H135L134 100ZM182 97H179V98H182ZM191 97V96H190ZM242 99H241V98ZM248 97V99H246ZM260 97H261V99H260ZM4 98H5V101H4ZM6 98H7V101H6ZM18 98V99H17ZM77 98V99H76ZM109 98V99H108ZM112 98V99H111ZM140 98H142V99H140ZM145 98V97H144ZM150 98V97H149ZM184 98H183V101H184ZM187 98V99H186ZM205 98V97H204ZM215 98V97H214ZM236 98V99H235ZM16 99V100H15ZM59 99V100H58ZM66 99V100H65ZM104 99H105V101H104ZM108 99V100H107ZM110 99H111V101H110ZM117 99V100H116ZM138 99H140V101H138ZM148 99V98H147ZM221 99V101H222V103H223V100ZM240 99H241V102H240ZM244 99H246V100H244ZM252 99H253V101L254 100H257V101H252ZM69 100V101H68ZM70 100H72V101H70ZM142 100V101H141ZM215 100H216V98H215ZM239 100V101H238ZM65 101H66V104H65ZM84 101V102H83ZM124 101V100H123ZM165 101V102H164ZM219 101H216V103L218 102L219 103ZM228 101V102H227ZM246 101V102H245ZM260 101V102H259ZM3 102V103H2ZM10 102V103H9ZM20 103L22 102L21 100L19 101ZM70 102H72V103H74V105L72 104V106L70 105L71 103ZM150 102H151V106H150ZM176 102H174V103H176ZM189 102H187V103H189ZM197 102V103H196ZM225 102L227 103V104H225ZM232 102V103H231ZM107 103H108V108H107ZM118 103V104H117ZM132 103H134V104H136L135 106H134V104L133 105H129V104H132ZM191 103H189L190 105H191ZM198 104V105H200L199 107H197L196 106V104ZM217 103V106L216 107H218L219 106V104L221 103H219L218 104ZM239 103L240 104H245V106H246V108L245 107H241V105H240V107H238L239 106ZM246 103H247V105H246ZM249 103H251V104H249ZM258 103H259V105H258ZM6 104V105H5ZM13 105H15V102L14 103H12ZM12 104L10 105V108H11V106H12ZM104 104V105H103ZM116 104V105H115ZM119 104H120V106H119ZM124 104L126 105V107L124 106ZM170 104V105H169ZM189 104L187 105L186 103H185V105L186 106H189ZM228 104H230L229 106H228ZM231 104H232V106H231ZM244 104L242 105V106H244ZM254 104V105H253ZM262 104V105H261ZM23 105H24V103H23ZM104 107H103V106ZM144 105V104H143ZM182 105H184V104H182ZM203 105V106H202ZM18 106V108H20V106L19 105H17ZM17 106H13L14 108H16ZM85 106V107H84ZM221 106V105H220ZM228 107L229 108V111H228V108H225V107ZM249 106H251V107H249ZM255 106V109L253 108ZM12 107V108H13ZM104 109H103V108ZM110 107V108H109ZM112 107V108H111ZM118 107V108H117ZM121 107H124L125 108V110L127 109H130V111L128 110V113H127V111H125L126 112V118L128 119L129 118V116L131 115L130 113H132V115H131V117H130V119H131V121H133L134 122V125H133V123H127V122H130V119L126 122L125 121V115L123 116V114L125 113H123V109L124 108H122V110L120 111V108ZM146 107V106H145ZM144 107V108H145ZM148 107H147V109H148ZM157 107V106H156ZM181 108H182V106H180ZM206 107H207V109H206ZM210 108H213V107H211V106H209ZM260 107V108H259ZM116 108V109H115ZM157 108H159V107H157ZM156 108V109H157ZM219 108V107H218ZM225 108V109H224ZM243 108V109H242ZM246 110H245V109ZM249 108V109H248ZM251 108V109H250ZM262 108V109H261ZM73 109V110H72ZM135 109H133V110H135ZM151 109V108H150ZM149 109V110H150ZM163 109H164V111H163ZM167 109V110H166ZM247 109L251 112V113H248V112H246L247 111ZM253 109V110H252ZM5 110L3 111V113L5 112ZM72 110V111H71ZM106 111V113H104L103 111ZM115 111V113H114V111ZM120 111V113H119V111ZM149 110H147V111H149ZM153 110H155V109H153ZM168 110H171V112L172 113H170V112H168ZM190 110H193V111H195V112H193V111H190ZM202 110V111H201ZM212 112H211V111ZM239 110H240V113H239ZM243 110H245V111H243ZM260 110V111H259ZM7 112H9V114H10V111H11V109L9 110V109H7L6 110ZM89 111V112H88ZM113 111V112H112ZM219 113H218V112ZM234 111V112H233ZM13 112V111H12ZM104 114H103V113ZM117 112V113H116ZM123 114H122V113ZM139 112V111H138ZM154 113H155V111H153ZM162 112H164V113H162ZM166 112H168V113H170V115H171V121H170V115L169 114H166ZM193 112V113H192ZM198 112V113H197ZM224 112H226V113H224ZM246 112V113H245ZM252 112H255V114L254 113H252ZM258 112V113H257ZM260 112V113H259ZM262 112V113H261ZM1 113V112H0ZM77 113V114H76ZM110 113H112V114H110ZM114 113V114H113ZM120 115H119V114ZM154 113H152V112H150V114L152 115V114H154ZM189 113H191L190 114V116H189ZM229 113H231L230 115H232L231 117H230V115H229ZM5 114L6 115H8L9 116V114H7L6 112H5ZM5 114H0L1 116V118H4V120H5V118H6V116L5 117H3V115H5ZM13 113H11V115H12ZM117 114V115H116ZM127 114H128V117H127ZM148 114V113H147ZM147 114L145 115V116H147ZM217 114V115H216ZM243 114V115H242ZM86 115V116H85ZM88 115V116H87ZM112 115V116H111ZM122 115V117H120ZM134 115V116H133ZM149 115V114H148ZM150 115V116H151ZM162 115L164 116V117H162ZM193 115V116H192ZM214 115H216V116H214ZM229 116V117H227V119H226V116ZM236 115V116H235ZM239 115V116H238ZM257 115V116H256ZM91 116V118L90 119H92V120H89V117ZM111 116V117H110ZM155 116V115H154ZM154 116H151L152 118H150V119H154V120H156L157 119V117H156V119H155V117ZM160 116V117H159ZM178 116H181L180 118L183 120V122H182V120L181 119H179V117ZM184 116V117H183ZM208 116H209V118H208ZM214 116V117H213ZM219 116V117H218ZM221 116V117H220ZM243 118H242V117ZM254 116H256V117H254ZM72 117V118H71ZM113 117V118H112ZM119 117L120 118H123L124 117V119H122L123 121H121V123L123 122V123H127L126 125H127V127L129 126V128H126V127H122V126H120L121 125V123H120V121H118V119H119ZM148 117V116H147ZM154 117V118H153ZM185 117H186V119H185ZM211 117V118H210ZM223 117H224V120L225 121H223ZM234 117V118H233ZM235 117H237V118H235ZM240 117V118H239ZM246 117V118H245ZM260 117H262V118H260ZM1 118H0V132H1V130L3 129V127L2 126H4V129L3 130H7V128H5V126L6 127H11L10 125H11V123L12 122H10V118H11V116H9V120H6L7 122H3L2 120H1ZM75 119V122H74V119ZM81 118V119H80ZM85 118V119H84ZM96 118V119H95ZM111 118V119H110ZM135 118V119H134ZM145 118V117H144ZM161 118H163V119H165V120H162V121H159V119H161ZM218 118H219V120H218ZM230 118V119H229ZM232 118V119H231ZM257 118V119H256ZM7 119V118H6ZM95 119V120H94ZM173 119V120H172ZM181 120V122L182 123H184V121H186L187 122V124H189V126L187 125V127L185 128V126L186 125H184V124H186V122L184 123V124H182V125H184V127H183V129H182V127L181 128H179L178 127V129H176V130H178L177 132H174V131H176V130H174L175 128L174 127H177V126H175V125H172V121L174 122V124H176L175 122H177V120ZM212 119V120H211ZM215 119H216V121H219V122H216L215 121ZM229 119V120H228ZM262 119V120H261ZM112 120V121H111ZM116 120V121H115ZM142 120H143V118H142ZM149 120V119H148ZM147 120V121H148ZM154 120H152V121H154ZM174 120H176V121H174ZM188 120V121H187ZM189 120H192V121H189ZM197 120V121H196ZM203 121V123H202V121ZM220 120H222V122L220 121ZM228 120V121H227ZM230 120H232V121H230ZM257 120H259V121H257ZM12 121V120H11ZM84 121V122H83ZM94 121V122H93ZM97 121V122H96ZM115 121V122H114ZM145 121V120H144ZM163 121H166L167 122V124H169L168 125V130L166 129V127H164V125H162V124H164L163 123ZM196 121V122H195ZM250 121V122H249ZM252 121H253V123H254V121H255V123L253 124L252 123ZM8 122H10V124L8 123ZM94 124H93V123ZM161 122V123H160ZM189 122V123H188ZM208 122H210V123H208ZM212 122H214V123H212ZM227 123V125H226V123ZM240 122H241V125H240ZM3 123V124H2ZM8 123V124H7ZM118 124V125H114V124ZM150 123V122H149ZM194 123V124H193ZM215 123L217 124L216 125V127L217 128H219L218 130L220 131H218L217 129H216V127H215ZM262 123V124H261ZM80 124V125H79ZM112 124V125H111ZM124 124V125H125ZM129 124V125H128ZM179 124H181V123H179ZM190 124H191V126H190ZM206 124V125H205ZM224 124L226 125V126H224ZM232 125L231 127H230V125ZM237 125V126H235V125ZM246 124V125H245ZM248 124H250V126L248 125ZM256 124V125H255ZM8 125V126H7ZM131 125V126H130ZM145 126L144 128H143V130H142V127L140 128V126ZM160 126V128H161V130H159V127L158 126ZM176 125H178V124H176ZM220 125V126H219ZM249 127H248V126ZM261 127H260V126ZM113 126H120L121 127V130H123L122 128H124V130H123V132L122 131H120L119 130V128L117 127V129L121 132V136H122V133L124 134V136L127 138H125L124 136H122V137H124V139L122 140V137L120 138V134L119 135H117L118 133H119V131H118V133H116L115 134V139L116 138H118V136H119V138L121 139H117V141H116V143H120L121 145L122 144H127L128 146H126V147H123V146H125V145H123L121 148H124V151H122V149L120 148V150H119V152L120 151H122V154L124 153V152H126V150H127V152H126V154H123V155H125V156H123L121 153L119 154L118 153V147H117V149L115 148V145L112 147V145H111V147L113 148V151H112V148L111 149H109L110 148V145L109 146H107V142L108 141H106V140H109L106 136H108L107 134H109V132H111V130L113 131L114 129H113ZM133 126V127H132ZM154 126H151V127H154ZM162 126H163V128H162ZM166 126V125H165ZM174 126V127H173ZM229 126V127H228ZM242 126V127H241ZM247 126V127H246ZM257 126V127H256ZM259 126V127H258ZM94 127V128H93ZM108 127H110V130H108L109 128ZM130 127H132V129L130 128ZM227 127V128H226ZM252 127H253V130H251L252 129ZM112 128V129H111ZM147 128V127H146ZM171 128V129H170ZM220 128H221V130H223V133H222V131L220 130ZM222 128H226V131H227V133H225V130L224 129H222ZM244 128V129H243ZM256 130H255V129ZM10 129V128H9ZM76 129V130H75ZM126 129V130H125ZM179 129H181V131L179 130ZM232 129H234V130H232ZM239 129V130H238ZM246 129V130H245ZM3 130H2V133H3ZM11 130V129H10ZM72 130H74V131H72ZM151 131H153L154 130V128L153 129H150ZM172 130H174V131H172ZM182 130L185 132V131H191L192 130V132H185V133H187V134H184V132H182ZM228 130H229V132H228ZM248 130V131H247ZM259 130V131H258ZM262 131V133L260 134V132ZM8 131V130H7ZM102 131V132H101ZM107 131H108V133H107ZM171 131V132H170ZM196 131H198V132H196ZM205 131H206V134H205ZM217 131H218V133H217ZM236 131H237V133H236ZM10 132V131H9ZM101 132V133H100ZM132 132V131H131ZM156 132V131H155ZM244 132H246V133H244ZM256 132H257V134H256ZM2 133H0V139H2V141L0 140V180H1V177H2V180L4 181V180H8L9 181V183L11 184V186H13V188L15 187V189H20V188H22L21 186H20V180H19V178H18V176H16L14 173L12 174V170H13V168L16 166V165H20L21 163H20V161L22 162V156H20V157H18V158H16L15 160L13 159V158H11L10 157V159L8 158V156H9V154H10V156H12L11 155V152L8 154V152H9V150H10V145L8 146L7 144V146L8 147H10V148H6V146H5V141H7L8 142V138H10L9 136H8V138L6 137V135H8L9 133H6L5 135H2ZM72 133V134H71ZM89 133V134H88ZM90 133H91V135H90ZM134 134H135V132H133ZM151 133V132H150ZM149 133V134H150ZM153 133V132H152ZM165 133V134H166ZM177 133V134H176ZM191 133V135H189ZM210 133H212V134H210ZM216 133V134H215ZM233 133V134H232ZM236 133V134H235ZM4 134V133H3ZM100 134V135H99ZM101 134H102V136H101ZM145 134H146V132H145ZM145 134L143 135L144 137H145ZM148 134V133H147ZM147 134H146V139H148L147 137H149V136H147ZM157 134V133H156ZM155 133H153V135H156ZM174 134V135H173ZM177 136H176V135ZM231 134V135H230ZM240 134V135H239ZM255 134V135H254ZM2 135V136H1ZM70 135H72V136H70ZM88 135H90L91 137L89 138H87V136ZM106 135V136H105ZM136 135V134H135ZM134 135V136H135ZM173 135V136H172ZM185 135V136H184ZM198 135H199V138H198ZM211 135V136H210ZM213 135V136H212ZM220 135H222V136H220ZM223 135H225L226 136V141H227V143H226V141H225V137L223 136ZM239 135V136H238ZM246 136L245 138H244V136ZM257 135V136H256ZM5 136V137H4ZM83 136V137H82ZM117 136V137H116ZM132 136V137H131ZM142 136V137H143ZM158 136V135H157ZM172 136V138H171V140L169 139L170 137ZM184 137V139H183V137ZM210 136V137H209ZM231 136V137H230ZM232 136L235 138H232ZM241 136H242V139H241ZM249 136V137H248ZM251 136V137H250ZM78 137V138H77ZM98 137V138H97ZM142 137H140V138H142ZM153 137H155V136H153ZM173 137H174V139L176 140V142H177V144H179L178 143V141H182L180 144H191V145H189V147H188V149H185L186 147H187V145L185 146V147H183L184 145H177L176 144V142H175V140L173 139ZM179 137V138H178ZM186 137H189V138H192V139H189L190 141H188V139L186 138ZM203 137V138H202ZM222 137V138H221ZM254 137V138H253ZM256 137H257V140H256ZM259 137V138H258ZM79 138H81L80 139V141H79ZM87 138V139H86ZM157 138L158 137H156V140H157ZM181 138V139H180ZM212 138V139H211ZM218 138V139H217ZM240 138V139H239ZM6 139V140H5ZM10 139H12V137L10 138ZM84 139V140H83ZM88 139H90L88 142H86ZM97 139V140H96ZM99 139V140H98ZM100 139H102V140H100ZM168 139V140H167ZM173 139V140H172ZM179 139V140H178ZM183 139V140H182ZM187 139V140H186ZM197 139L199 140V142H195V141H197ZM223 139V140H222ZM230 139V140H229ZM251 139V140H250ZM259 139H261V140H259ZM13 140V139H12ZM125 140H126V142H125ZM133 140V141H132ZM142 140H144V138L142 139ZM208 140V141H207ZM211 140V141H210ZM232 140H233V142H232ZM250 140V141H249ZM10 141V140H9ZM82 141H84V143L82 142ZM140 141V140H139ZM145 141V140H144ZM144 141H142V142H144ZM151 142H152V144H153V142L155 143V140H150ZM159 141V142H160ZM168 141H172V143H169ZM183 141H188L187 143H185V142H183ZM192 141V142H191ZM214 141V142H213ZM219 141H221V142H219ZM223 141H225V142H223ZM235 141H237V142H235ZM245 141V142H244ZM257 141V142H256ZM11 142V141H10ZM85 142L86 143H89V146H90V149L88 148V146H87V144H85ZM156 142H158V140L156 141ZM167 142H168V144H169V146H172V145H174V147H175V145H177L178 146V148H177V146L175 147V149H174V151H173V146L172 147H169L168 146V144H167ZM191 142V143H190ZM200 142L201 143H203L202 145L200 144ZM205 142V143H204ZM230 142V143H229ZM249 142H252L251 144L249 143ZM2 143H3V145H2ZM12 143V142H11ZM82 143V144H81ZM196 143H197V145H196ZM245 143V144H244ZM258 143V144H257ZM9 144V143H8ZM106 144V147L104 146ZM117 144V146H119ZM144 144V143H143ZM142 144V145H143ZM152 144H150L151 146H153ZM199 144V145H198ZM205 144H206V146H205ZM231 144V145H230ZM235 144V145H234ZM256 144V146H254V145ZM130 145V146H129ZM141 145V146H142ZM149 145V146H150ZM201 145V146H200ZM217 145V146H216ZM239 146V147H237V146ZM244 145V146H243ZM247 145V146H246ZM261 145H262V148H261ZM79 146H81V148H79ZM84 146L86 147V148H88L87 150H86V148L84 149ZM101 146V147H100ZM140 146V145H139ZM138 146V147H139ZM167 146H168V149H167ZM227 146V147H226ZM235 146V147H234ZM103 147V149H101ZM131 147V148H130ZM135 148V150H133L132 148ZM204 147V148H203ZM244 149H243V148ZM247 147V148H246ZM255 147V148H254ZM259 147V148H258ZM96 148H97V150H96ZM105 148L106 149H109L110 150V153H111V151H112V154L113 155H110V153H109V151H108V153L107 154H104V156L106 155H110V157L108 158V157H104V156H102V155H100V154H102L103 153V150H104V152H105ZM153 148V149H152ZM165 148L167 149V150H165ZM198 148V149H197ZM214 148V149H213ZM1 149H2V151H3V154H2V151H1ZM84 149V150H83ZM101 149V150H100ZM160 149H162V150H160ZM203 149V150H202ZM235 149V150H234ZM246 149V150H245ZM248 149V150H247ZM80 150H83L82 152H79L78 153V151H80ZM92 150V151H91ZM96 150V152H94V151ZM98 150H100L101 151V153H99V151ZM115 150V151H114ZM176 150V151H175ZM194 150V151H193ZM199 150H201V151H199ZM206 150V151H205ZM208 150V151H207ZM242 150H244V152L242 151ZM250 150V151H249ZM259 150V151H258ZM76 151H77V153H76ZM88 151V152H87ZM91 151V152H90ZM241 151L243 152V153H241ZM245 151H246V153H245ZM248 151V152H247ZM262 151V152H261ZM4 152H6V153H4ZM87 152V155L85 154L84 155V153H86ZM94 154H93V153ZM159 152V153H158ZM166 152V153H165ZM209 154H208V153ZM216 152V153H215ZM218 152V153H217ZM229 152V153H228ZM82 155H81V154ZM193 153V154H194ZM199 153V154H198ZM214 153V154H213ZM227 153V154H226ZM245 153V154H244ZM250 155H249V154ZM258 153V154H257ZM5 154V155H4ZM59 154V155H58ZM74 154V155H73ZM75 154H76V156H75ZM80 156H79V155ZM88 154L91 156V154H92V156L90 157V156H88ZM128 154V155H127ZM134 154V155H133ZM142 154V153H141ZM142 154V155H143ZM149 154H151V153H149ZM155 154V155H154ZM156 154H159V155H156ZM203 155V157H202V155ZM211 154V155H210ZM217 154V155H216ZM223 154V155H222ZM234 154V156L232 157V155ZM246 154H248L249 155V158L250 157H252L251 158V164L249 163V158H248V155L246 156ZM253 154V155H252ZM256 154H257V156H258V158H255V156H256ZM8 155V156H7ZM73 155V156H72ZM78 155V156H77ZM122 156V157H120V156ZM131 157H130V156ZM183 155V156H184ZM207 155H210L212 158H209V156H207ZM214 155H216V156H214ZM227 155H229L230 157H227ZM243 155H245L243 158H246V160H248V161H246V160H243V167L241 166V163H239L240 164V166H238L239 164L237 163V161L239 162V160H241V156H243ZM252 155V156H251ZM262 155H264V154H262ZM73 158H72V157ZM127 156V157H126ZM217 156H220L219 158L222 160L223 158H224V161H226L225 162V164L223 165V163H224V161L222 160V161H219L218 160V164L220 165H223V166H219L220 167V172L219 171H216V173H215V170L213 169V167H214V162L216 163V161H217ZM221 156H223V158H221ZM238 158H237V157ZM85 157V158H84ZM89 157V158H88ZM112 157V158H111ZM137 157V158H136ZM206 157H208L207 159H206ZM216 157V158H215ZM236 157V158H235ZM4 158V159H3ZM72 158V159H71ZM93 158V159H92ZM105 158H106V160L107 161H105ZM121 158H122V160H121ZM159 158H157V159H159ZM180 158H182L183 159V157L181 156ZM205 158V159H204ZM215 158V159H214ZM227 158H231V160L229 161L230 163L232 162V164H230L229 165V163H228V165H227V162H228V160H227ZM233 158H235L236 159V163H234L235 162V160L233 159ZM9 159V160H8ZM84 159H85V161H84ZM109 159V160H108ZM128 160V161H126V160ZM169 160V161H166V160ZM197 159H198V161H197ZM204 159V160H203ZM213 159V160H212ZM238 159V160H237ZM262 159V158H261ZM260 159V160H261ZM5 160H7V162L5 161ZM159 160H162L161 158L159 159ZM159 160H157V161H159ZM191 160H193V161H191ZM210 160H212L211 162H210ZM216 160V161H215ZM234 160V161H233ZM17 161V162H16ZM19 161V162H18ZM89 161V162H88ZM121 161V162H120ZM130 161V162H129ZM166 161V162H165ZM173 161V162H172ZM214 161V162H213ZM242 161V160H241ZM245 161V162H244ZM262 161H264V160H262ZM136 162V163H135ZM162 162V161H161ZM184 162V161H183ZM200 162V163H199ZM213 162V163H212ZM261 162V163H260ZM11 163V164H10ZM108 163V164H107ZM113 163V164H112ZM157 163H159V162H157ZM175 163H176V165H175ZM204 163V162H203ZM244 163H245V165H244ZM87 164V165H86ZM109 164H111V165H109ZM129 164H127V166L126 167H128L129 166ZM217 163H216V165H218ZM6 165L8 166V167H6ZM9 165H10V167H9ZM85 165V166H84ZM215 165V166H216ZM247 165V166H246ZM250 165V166H249ZM84 167L83 168V170H82V167ZM124 166V167H125ZM226 166V167H225ZM262 166H264V165H262ZM224 167L226 168V169H224ZM235 167H236V169H235ZM238 167V168H237ZM241 167V170H239V168ZM252 167V168H251ZM6 170V172H3L2 170H4V169ZM8 168H9V170H8ZM10 168H11V170H10ZM100 168V169H99ZM135 168H137V166L136 167H134V169H132V170H135ZM209 170H208V169ZM211 168V169H210ZM251 168V169H250ZM257 168V169H256ZM219 168L216 166V170H218ZM255 170V171H253V170ZM4 170V171H5ZM243 170V171H244ZM257 170V171H256ZM2 171V172H1ZM9 171V172H8ZM10 171H11V173H10ZM83 171H84V173H83ZM229 172V173H227V172ZM246 171V170H245ZM45 172H46V174H45ZM70 172V171H69ZM246 172V173H247ZM250 172H252V173H250ZM88 173V174H87ZM245 173V172H244ZM246 173H245V175H246ZM250 173V174H249ZM255 173V174H254ZM5 174V175H4ZM9 174V175H8ZM79 174H80V176H79ZM221 174H222V176H221ZM259 174H257V176L259 175ZM13 175V176H12ZM82 175V176H81ZM86 175V176H85ZM90 177H89V176ZM220 175V176H219ZM224 175H226V177H224ZM253 175L255 176V178L256 179H258V180H256L254 177H253ZM262 175H264V174H261V180L262 181H260L259 183L261 184V182H262V184H264V176H262ZM16 178H15V177ZM47 176V177H46ZM88 176V177H87ZM71 177V178H70ZM229 177V178H228ZM67 178V179H66ZM226 178L229 180H226ZM237 178V179H236ZM242 178V179H241ZM250 178H252V180L250 179ZM219 179V178H218ZM249 179L251 180V181H249ZM253 179H255V181H253ZM2 180H1V182L0 183H2ZM87 180H88V184H87ZM236 180V181H235ZM248 180V181H247ZM67 181V182H66ZM71 181V180H70ZM78 181V182H77ZM91 181V182H90ZM98 181V182H97ZM238 181V182H237ZM243 181V182H242ZM244 181H246V183L248 182V184L245 186V183H244ZM93 182V183H92ZM257 182V183H258ZM13 183V184H12ZM67 183V184H66ZM90 183V184H89ZM97 183H98V185H97ZM258 183V184H259ZM85 184V185H84ZM239 184V185H238ZM261 184V185H262ZM1 185V184H0ZM96 185H97V187H96ZM261 185H260V187H261ZM66 186V187H65ZM93 186V187H92ZM239 186H240V188H239ZM262 186H264V185H262ZM236 187V186H235ZM248 187V188H247ZM66 188L68 189V191H66ZM86 189V190H85ZM89 189V190H88ZM96 190V189H95ZM98 190V189H97ZM99 190H100V188H99ZM98 190V191H99ZM248 190V191H247ZM92 191V192H91ZM97 192V191H96ZM95 193V192H94ZM63 194H64V196H66V194L63 192ZM69 195H67V196H69ZM251 195V194H250ZM249 195V196H250ZM121 197H118V196H115V198H114V203H115V205L116 206H118V204L119 205H121ZM249 203V204H248ZM251 203H253V202H251ZM251 203H250V201H248L247 203L245 202L244 203V205L242 206L244 209H247V210H249L250 208L248 207V205H251ZM261 203L262 204H260V202L259 203H255L256 205L258 204V206H256L255 208H254V203H253V205L254 206H252L251 208L253 209H255L256 210V212L254 211V209H253V213L251 214V211H245V213H247V216L248 217H244V216H246V215H244L242 212H243V208L241 207V203L239 204L238 203V206H234V208H235V210L237 211V210H240L241 212H237V213H241L242 214V216H241V214L239 215H235V216H233V215H231L230 213H231V209H228V210H226L227 212V214H226V217L229 215H231L232 217L230 218L229 216H228V218H230L229 219V221H228V219H227V223L226 224H229L230 225V220H233V221H231V227H229V228H231L232 229V227H233V224H235L234 225V227H237V226H239L240 224H242L243 222H241V221H246V219L247 218H249L250 219V217H252L253 215L255 216L254 217V219L251 221L252 222V224H253V226H251L250 224H251V222L250 223H248V221H246V223H248L249 224V226H248V224H247V226H245L244 224L245 223H243L242 225L244 226V227H247V228H249V229H246V228H244L243 226H241L240 225V227H238V229H241V227H243L245 230H249V232L247 233V235L248 234H252V232H254V236H261L262 234H264V222H261V221H264V216H260L259 215V212H258V210H260V208H261V211L262 210H264V198H262V201H261ZM245 204H247V206L245 205ZM260 204V205H259ZM262 205V206H261ZM79 207H80V205H78ZM76 207L75 208V211L77 212V210L79 211L78 212V214H79V219L80 220H82L83 222L81 223V225H82V229H81V233L85 236V237H83V236H81V237H78V238H75L76 240H77V243L79 244L78 245V247H75L74 246V244H76V240L72 243L73 245H71V242H70V245H68V250H70L69 249V247L70 246H73V248L75 247V248H77V249H79L78 250V252H81L80 250H83L82 251V255L84 256V255H87L86 257L84 256H82L81 254H79L78 252H77V254L79 255V259L81 258V262L79 261V259H76L77 257H78V255H76L75 254V257L74 256H70L71 257V259L74 257L75 258V260L73 261V260H71V261H73V262H71V264H78V263H81V264H83V263H86V264H106V262H103L102 260L101 261H99V258H98V261H97V253H96V251L92 248V250L90 249V247H91V245H90V243H92V241L94 240V239H96V238H98L99 237V235H100V233H99V231H97V229L96 228H94V227H92V225L90 224V223H88L87 221H85L84 222V218H85V216H84V214L85 213H81L80 212V210L78 209L79 207ZM241 207V208H240ZM81 208V207H80ZM252 209H250V210H252ZM82 211V210H81ZM250 212V213H249ZM257 212H258V214H257ZM252 215V216H250V215ZM255 214H257V216H259V217H257L258 219H256V215ZM244 215V216H243ZM224 216V215H223ZM237 216H239V217H237ZM225 217V218H226ZM220 218H223L222 216L220 217ZM218 219V218H216L215 220L217 221V222H215V226L216 225H218L219 226V223H220V226L219 227H217L216 226V230H217V228H220L221 226H223V228L226 226V228H228V226L224 223V221H225V218L224 219ZM253 218V217H252ZM251 218V219H252ZM262 218V219H261ZM191 219H193V220H190V223L188 222V230H189V233L190 234H196V233H194V231L193 230H195L196 228H195V226H197V227H201V225L200 224H202L201 223V221L199 220V219H197L196 221H200V222H198L196 225L195 224H191V223H195L196 221H195V219L196 218H191ZM242 219V220H241ZM248 219V220H249ZM250 219V220H251ZM257 221H256V220ZM261 219V220H260ZM221 220V221H220ZM224 220V221H223ZM255 220V221H254ZM258 220H259V222H258ZM223 221V222H222ZM222 222V223H221ZM226 222V221H225ZM239 222V223H238ZM255 222H257V223H259V224H261V225H259V224H255ZM239 224V225H238ZM225 225V226H224ZM251 226V227H250ZM254 226H256V229H253V230H251L252 229V227L253 228H255ZM262 226V230H260L259 229V232H258V228L259 227H261ZM194 227V228H193ZM233 227V228H234ZM258 227V228H257ZM193 228V229H192ZM227 229V230H225V231H228V232H226V233H223L224 232V230H222L221 228V232H222V234L223 235H225L226 237L228 236V237H230V233L232 234L231 236L233 237V242H234V244L235 243H237V242H235V241H239V243H240V239L238 240V237L237 236H235V234L234 233H237L238 232V229L236 230H231V229ZM197 230V229H196ZM195 230V231H196ZM215 230V231H216ZM245 230H243L242 229V231H240V232H242L243 233V231H244V233H245ZM256 232H255V231ZM193 231V232H192ZM231 231V232H230ZM246 231V232H247ZM261 231H262V233H261ZM149 232H151V229H149ZM230 232V233H229ZM240 232H238L240 235L242 234V233H240ZM256 233V234H255ZM261 233V234H260ZM190 234L188 235V240H186V241H190ZM199 234V233H198ZM229 234V235H228ZM238 234V236H240ZM259 234V235H258ZM246 235V234H245ZM253 235V234H252ZM200 237H199V240L198 241H202L203 243L205 242V240L206 239H204V236H205V234L203 235V234H201V235H199ZM242 236V235H241ZM192 235H191V239H192ZM231 237V238H232ZM81 238V239H80ZM206 238V237H205ZM241 238V237H240ZM258 241V242H257ZM256 241V244H255V247H257L258 248V250L254 247V257L255 258H257L256 260H258L257 262H256V264H264V256H262V255H264V248H262V246H264V245H262V244H264V241H262L261 240V242H260V240H257ZM233 242H231L232 243V245H234L233 244ZM244 241L242 240L241 241V243H243ZM81 243V244H80ZM189 244H190V242H188ZM239 243H237L236 245H234L235 247L237 246V245H241V244H239ZM259 243V244H258ZM257 244L259 245V247L257 246ZM262 245V246H261ZM77 246V245H76ZM190 246V245H189ZM229 246V247H228ZM226 247L227 248H225L228 252H237V250H239L240 248H238V247H236V248H234L233 246L231 247V244H230V242H228V244H226ZM230 247H231V250L229 251V249H230ZM240 247V246H239ZM74 248V249H75ZM238 248V249H237ZM74 249L72 250V248H71V250L72 251H74ZM77 249H76V251H77ZM161 249H162V251L164 252V253H166V252H168L169 251V246H168V244H166V243H164L163 245H162V247H161ZM190 250V247H188L187 248V250ZM212 249H217L216 247L215 248H212ZM211 248H210V250H212ZM232 249H233V251H232ZM235 249V250H234ZM212 251H214V250H212ZM255 251H257L256 253H255ZM259 251V252H258ZM75 252V251H74ZM74 252H73V255H74ZM87 254H86V253ZM88 253H89V255L92 257V255H93V258L95 257V261L90 257V256H88ZM238 253V252H237ZM237 253H235L236 255H237ZM234 254V255H235ZM258 254V255H257ZM95 255V256H94ZM236 255H235V257H236ZM68 256V257H69ZM77 256V257H76ZM67 257V258H68ZM69 257V258H70ZM84 259H83V258ZM90 257V258H89ZM235 257H233L234 259H235ZM66 258V259H67ZM68 258V259H69ZM73 258V259H74ZM88 258V259H87ZM260 258V259H259ZM65 259V263H62V264H66V260ZM91 259V260H90ZM68 261H70V260H68ZM95 263H94V262ZM93 262V263H92ZM68 263H70V262H68ZM67 263V264H68Z\"/></svg>","mask_w":264,"mask_h":264}]
</instances>
